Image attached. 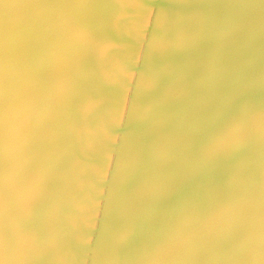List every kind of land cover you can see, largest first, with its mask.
I'll return each mask as SVG.
<instances>
[{
  "label": "rangeland",
  "instance_id": "1",
  "mask_svg": "<svg viewBox=\"0 0 264 264\" xmlns=\"http://www.w3.org/2000/svg\"><path fill=\"white\" fill-rule=\"evenodd\" d=\"M3 1L4 2L5 1L9 2V0H2V1H0V3L3 4ZM22 1L18 0L17 3L22 2L21 4H23V5H21V7L23 8V6H25L27 8V10H26V8H24L25 10H23V9L22 10L25 11V12L26 11L29 12V13H26V14H30L31 16H33L32 18L31 17L26 18V16H24L26 14H24V12H22L23 13L22 16H24V17L22 18L20 16L21 15L20 14L19 15L20 17L18 19V14H19L18 11L21 10L20 7L18 8V6H19L18 4H16V5L13 4L15 6L18 5L17 7L14 6L15 8H18V11L15 13V14H17V18H15V16H16L15 14H14V17L11 18L13 16L12 11L15 12L16 9L14 8V10H12L13 8H8V7H12V4H10V5L8 4L9 5L8 6V5H6L7 3L6 4L4 3V5H2L0 7V13L3 10L5 11V9L7 8V10L5 12L3 11L1 13L3 15V18L1 17L2 15H0V17L2 19L6 20L7 17L4 18V16H8V17L11 16L9 19L10 20L12 19V23L14 24V26L16 24L17 25L19 24V23H16L17 22L16 19H18V22H21L20 23L21 26H23V23H24L23 21H25L27 29L24 28L25 26L21 27V29L24 30V34L25 35H23V31H21L19 29V27H18L20 25H18V26L16 25V27H18V28L14 27L13 30H15L14 31L15 33H16V29H17V31L20 30L22 32V34L20 33V31L18 32L19 34H17V33L15 34L14 32H12L13 31L12 30V26L13 25L10 26L11 28H9V25L12 24V23H11L10 20H8V18H7V21H3V22H2V20H0V27H1L0 28V36H1L0 37L1 38L0 44L3 43V45H4V43H5L7 46L9 44V46H11V47L14 44V46H15L14 50H16V48L18 49L19 44L21 45L22 43H24L23 46L19 47L20 49L18 51H21V48L23 49V47H24L25 51L28 49L27 50L28 52L26 51V53L24 52V50H22V52L25 53L24 55L26 56V54H27V56H29L30 53L34 54L35 60H38V61H39V59H36L38 56L40 57L43 53H45L46 55L44 54L45 56L44 55H43V57L41 56V58H44V59L40 58L41 61L43 60L42 62L44 63L43 64L40 61V63L43 64L42 65L43 68L41 66H40V68H39V66L37 67L36 64H35L37 62L33 61L34 62V63L32 62L34 64L33 65L30 62V60H28L29 61V66L33 65V66H35L33 68H35V69L37 68L36 69L37 70L36 73H38V74H36L34 71L33 72L36 74L35 76H39V77L38 78L34 77V78L31 79V76L28 75V76H30L29 77L30 81H29L28 77L26 75V77H27L26 80L28 81L27 82L28 85L30 84L29 82H31L32 85L36 84V86H29L28 87L26 85V88L24 90V93L26 94L25 96L27 98V102H26V107L24 108V110L21 113V116L23 118H26V120H27V127L25 129L26 131H23V133H22V134H24V132H25V133H27L26 135H28L27 136L28 139L26 140L27 143L25 142V144H24V141H23V145L25 146V149L22 148L23 145L21 144V142H19L20 143L19 145H21L22 147H20L17 142H18V140L21 141V139H22L21 137H23V136L25 137L26 135H22V134L19 135L17 137V139H15L13 142H11L12 144L7 142L5 139L3 140L2 137H0V141L1 140L3 141V142L2 141L0 142V163L2 164V165L0 164V191H2V192H0V223H1L0 224V235H1L0 236V240H1L0 241V264H104V263L99 262V260H98L99 257L98 256L94 255V251H95V248H96L95 246L106 242V239H108V238H113L114 235L117 236L118 239H120L119 245H118V249H119V253L120 254L118 255V259L116 260V264H143L144 257L146 255L154 252L160 245H162L164 242H166L167 240H169L170 238L175 237V236H178L180 238V240H181L180 246L176 249L177 251H179L180 247H183V246L185 247V245H188L185 248L188 247L190 249V251L194 250V252H195V248H197L198 246L199 247L201 246L200 245L201 240L199 241V239H200L199 235H197V236L194 235L195 237H197V242H195L196 238L193 239L194 237L192 236L193 232H198V231H190L194 227H197L196 224H191L190 226L186 227L185 231H183L185 234L181 233L180 231H179V234H176V233H169L168 234V231H166L167 227L172 223L173 218H174L172 212L170 211V209L167 206L173 204L175 199L177 197H179L180 195L184 199H189V201H190V203L188 202L189 204L187 203L185 206H182V208L185 211H189V210L193 211L194 210V213L197 212V211L199 213L201 211V209H202V205L204 206V204L206 205V207H208L210 205L212 208L214 206V209H218L217 201H221L223 199L227 203V204H224L223 206L225 208L229 207L232 213H235V212L239 211L240 209L241 210L242 209L246 210V208L250 209V210H248L249 213L252 210L251 213H250V216L254 215L253 216L254 219L250 220L249 223L246 222L243 219V216L235 217V219H228L225 222V224L227 226H229V227H228L227 230L223 231L222 234L218 237V240L216 242L218 255H217V258L211 264H262V263L264 264V229H262V228H264V225H263L264 224V220H263L264 219V206H263L264 205V178H263V175L262 176L261 175H259V176L256 175L258 177L259 181H260V178H259L260 176H261V180L263 178V180L261 182H258L257 181L258 179L254 175L257 172V170H264V159H263L264 158V134H261V133H248L246 135H243L241 138L236 139L235 140L236 142L235 141L231 142L228 147L219 149V150H217V151L212 153L213 158H211L212 161L210 160V162H216L217 165H223V164H227V163H235V164L238 165V163H239L240 164V175H238L237 177L236 176H234V177L232 176L230 178L225 177L222 174V172L220 171V169L217 167V165L216 166L211 165V164L203 165V164L206 163L205 162L206 161L205 153H206L207 146L213 140V138L216 137L217 134L221 132L222 129H224L227 125H229L231 122H233V121H231V119H233L234 121H240V119L242 118V120H241V122H242V121L245 120V118L250 113L256 112V111L261 112V110L264 107V104H263L264 103L263 102L264 101V99H263L264 98V53H262L263 50H264V41H263L264 40V37H263L264 36V34H263L264 33V27L262 26V24H263L262 20H264V0H260L259 3H258L259 0L258 1L256 0L257 3H258L257 5L260 6V7H258L259 8V10H257L258 12L255 11L256 15L258 14L257 16L255 15V13L253 11V8H252V4L253 3L250 0L251 1L250 6H251V11H252V16H255V17H253L254 19L258 18L257 20H259V17H260V14H261L263 18L260 17L261 18L260 22L257 21V20L254 22L253 21L254 19L251 18V16H250V19L253 22V25L251 24L252 22L250 21V19L247 20L250 23H247V25H246V21L245 20L247 18H246V16H243V15L248 14V17H249V15L251 13L250 10H248V12L245 13V14L243 13V15L241 14V17H240V14H239L238 17H240L241 20L242 19L244 20V18H242V17L246 18L244 20V23L241 22L240 18H237L239 21L236 20V21H238L237 26L240 24L239 22H241V27L238 28L239 29L238 32L240 31V35H242V37L241 36H237V34H239V33H236L237 26L234 23V25H235L234 28L236 30L232 29V28H231V30L233 32L235 31L234 33H236V36H235L236 38H234L235 41L232 40V42L233 43L236 42V43H234L235 44L234 45L233 43H230L231 41H228L229 42L228 45H230V44L234 45V46L230 45L231 48L233 47L232 49L230 48V50H229L230 46L228 47L227 43H225L223 41V35L221 33H218L219 35L216 34L217 36L215 35L208 42L209 39L205 38L204 37L205 35H203L201 37L199 36L200 35L199 31L201 29H203V30H201V32L204 31V32H202V34L203 33L206 34L208 31L212 30L213 28L214 29L215 28H219L220 26L225 24L227 22V19L229 18V16L227 15V9H228L229 5H231V6L233 5V2H230L231 0H202V1L201 0H197V1L196 0L192 1L191 0V3H190V0H162V2H161V0H149L148 1L149 4H147V3L144 4L143 3L144 5L143 4H141V6L138 5L137 7L139 9H137L136 6H133V5H137L138 4L137 2L139 0L132 1V4L134 3L133 5L131 4L133 7L129 6L131 0H125L126 2L124 0H121V1L120 0H108V1L107 0H101V1L100 0H94V1L92 0L93 2L90 1V0H84L83 3L80 6L75 5L74 8H72V4H71L74 0H69V1L63 0V1H65V3L63 1L61 2L60 0H53V1L52 0H43V2H42V0H40V1L39 0H22ZM122 1H124V2H122ZM163 1H164L165 4H163ZM186 1H188V2L186 3ZM198 1H200V2H198ZM12 2H14V1L12 0ZM52 2H54V4ZM67 2H69V4ZM85 2H86V4H84ZM90 2L93 5L90 4ZM171 2L173 3V5H170ZM192 2H193V5H192ZM194 2L196 4V6H194ZM254 2H255V0H254ZM59 3H61V4H59ZM94 3H96V4L94 5ZM254 4L256 5V3H254ZM51 5H53L54 7L51 6ZM64 5H66V6H64ZM91 5L93 7H91ZM120 5H121V7L122 6L123 7L121 8ZM145 5H148V6H145ZM183 5H184V8L182 7ZM257 5H256V9H258ZM30 6H32V7H30ZM49 6H50L51 9L49 8ZM94 6H95V8H94ZM192 6H194V9H193ZM3 7L5 9L2 10ZM88 7H90V9ZM125 7H127V8H125ZM144 7H147V8L144 9ZM155 7H156V10H155ZM179 7H180V9H179ZM188 7H189V9L192 8L190 10H192L193 12L189 11V14H191V18H190V20L188 19L189 22L188 21L186 22L188 24L187 25V29H185L186 31L185 30H183V32H182V30H181V32L179 31L180 34H181V36H180L179 32H178V34H179L178 35L177 31H175L176 27H175V25L173 26V24H176V26H177V22L176 21L180 18V16H182L183 14L188 12L187 10L186 11L184 10L185 12L184 11L182 12L181 8L182 9H188ZM117 8H119V10H117ZM129 8L130 9L133 8V9L130 10ZM135 8L137 10H139V11H141L142 8H143V10L141 11V13H139ZM254 8H255V6H254ZM8 9H11V10L8 11ZM127 9L130 10V11H128ZM177 9H178V12H177ZM87 10H88V12H87ZM94 10H96L97 12L94 11ZM132 10H134L133 12L135 14H133ZM180 10H181V12H180ZM245 10L247 11V9H245ZM245 10H243V11H245ZM30 11H31V13H30ZM93 11H94V13H93ZM9 12H10V16L7 15ZM99 12H100V14H99ZM113 12H116V13H113ZM119 12H121V13H119ZM130 12H132V13H130ZM142 12H143V14H142ZM144 12H145V14H144ZM3 13H5L6 15L3 14ZM20 13H21V11H20ZM49 13H51L52 17H51V15ZM85 13H87V14H85ZM88 13H91V14H88ZM123 13H124V16H123ZM128 13L130 15H127ZM161 13H162V15H160ZM63 14H65V15H63ZM81 14L82 15L84 14L83 17H82ZM110 14H112L113 16H111ZM131 14H133V15H131ZM214 14L218 15V16L216 15L217 18L214 17L215 16ZM118 15H119L120 19L116 18V17H118ZM27 16H29V15H27ZM38 16H40V17H39L38 20H36V18H38ZM90 16H92V17L95 16V18L93 17L95 23H93V20L91 19L92 17L90 18ZM121 16H123V18H121ZM128 16L131 19H133V17H135L136 18V22H138V23L139 22H143V21H144L143 23H145L144 19L150 17L149 20L146 19L147 23H145L148 26L145 27L146 25L144 26V24H143L140 28H137V26H140V23H139V25H138V23L135 24L134 23L135 20H134L133 23L136 26V28H135L133 26L134 24L131 22V19L129 18L130 19V20H128L129 26L130 27L133 26L132 28L129 29L128 28L129 26L126 23L127 21H125V22L123 21L124 18L127 20L128 18H126V17H128ZM159 16H160V18H159ZM34 17H35V19H33ZM44 17L45 18L47 17L45 19L47 22H45ZM68 17H70V18L68 19ZM87 17L90 18L89 19L90 21L88 20ZM105 17L106 18L108 17L107 18L108 20L105 19ZM212 17H213V19H212ZM21 18H22V21H20ZM83 18H85V21H84ZM86 18H87L89 24L86 23ZM115 18L118 19L119 21H123L124 24L126 23L125 26H128V27H126V29H127L126 31L127 32L123 29V31H125V35H124L125 38H124V36L123 37L119 36L120 38L118 40L117 36H115V38L118 40V41L116 40V42H112V43H115V45L117 44L118 47L114 45L115 48L118 49L121 44L122 45L125 44L124 43L125 40H123V43H122V39H126V37L128 35V31H131V29H133L134 31H136V29H140L138 31H141V36H143V37L145 36L144 39H143V37L141 38V40L137 39V43H136L139 46L144 43V51H143V54L141 55V59H139V61L137 60V62H139L138 63L139 65L136 66L135 69L134 68L132 69V71L134 70V72L130 71V65L129 64H128L129 66L127 65V67H129V68H127L129 70V72L133 73L131 75V76H133L132 79H130L131 81H129V78H131V77H129L130 75L129 76L127 75V77H129L128 79H127L126 76L124 77V75H123V78H126V80L124 79L125 80L124 81V80H121V78H119L120 74L117 73L118 70H113L114 68H112V70H110L111 69L110 67H114V65L117 66V64H114L115 63L114 60H113L114 56L112 57V62H111V60H107L106 57H105V56H112L111 53L113 54V52H117V53L120 54V52H123L124 50L126 52L129 51V50L126 49V48H128V45L125 46L127 43L125 45H123V46H125V47H123L124 49L120 48V50H121V51L119 50L120 52H118L117 49H114L113 47H110L112 44L109 43V39L107 40L106 37H109V36L111 37V35L110 34L106 35L107 32L104 34V33H102V30H100V29H103L104 27H105V30H106L107 22L111 23L110 19L111 20L114 19V21H115L116 20ZM29 19L30 20L33 19L34 26L32 25L31 28H33L34 31H32V29H30V28L28 29V27H27V23L29 25V23L32 22ZM79 19L81 21H79ZM139 19H143V21H139ZM13 20H15V21L13 22ZM53 20L56 23H54ZM56 20H59L58 21L59 23ZM82 20L84 21L85 24L83 23ZM8 21L10 23H8ZM91 21H92V23H91ZM193 21H194V23H192ZM41 22L42 23L44 22V23L42 24ZM48 22H49V26L52 25V24H55V25H52V29L51 30H49L51 27L48 26V24H47ZM81 22H82V24L79 25ZM256 22L257 23L259 22V23L257 24ZM261 22H262V24H261ZM6 23H8L9 25H7ZM130 23L133 24V25H130ZM254 23H256L257 25H259V24L261 25L260 27L259 26L258 27L261 28V29L263 28L262 29V32H263L262 34L260 33V31H261L260 29H259L260 31H258V29L255 28L256 24H254ZM86 24L89 25V26H87ZM92 24H94V25H92ZM99 24H101V25H99ZM243 24L246 25V29H248V28L250 29V28H252L254 26L252 28V30L255 28L256 29V33H255V31H253L254 35L252 34V36H250V37L248 36L247 38L246 37L244 38V36H246V32L247 31H248L247 35H248L249 32L250 33H253V32H251L250 30L244 29V25ZM248 24H251V26H248ZM30 25H31V23H30ZM82 25L83 26L86 25V30L87 31L89 30L90 32L89 31L87 32L86 30H84V32H83L82 30L85 29V27L82 28L81 27ZM204 25H205V27H204ZM6 26H8L7 29H9V30L6 29ZM65 26H67V27H65ZM79 26L82 29H80ZM2 27L4 28V31H3ZM48 27H49V29H48ZM99 27H101V28H99ZM144 27H145V29L146 28L147 29L144 30ZM193 27H195L196 32H197L198 35L195 34L196 32L194 31L195 29ZM55 28L56 29L58 28L60 31L58 30L59 31L58 32ZM60 28H62V29H60ZM73 28H75L76 30L75 29L73 30ZM43 29H44V31H43ZM63 29H64L65 32H63ZM29 30L32 32V34H31V32ZM99 30L101 31L102 35H101ZM1 31H2V35H6V34L7 35L6 36H2L1 35ZM25 31H26V33H25ZM50 31H52L53 34ZM61 31L63 33H65V35H67L70 32L71 33L73 32L74 34H75V32L79 33L78 31L81 32V34L79 33L81 36L78 34L80 37H82V35H83L82 38H79L80 41L78 40V38H76L77 41L80 42L79 43L80 45L78 44V42L76 40L71 39V41L73 43H74V41H76V43H74V44L75 45L78 44L77 48L82 46L81 47L82 49H79V50H82L83 53H85L86 51L88 52V57L89 58L87 57V59H89V62H90V60H91L90 58L92 56L91 57L89 56L90 50H87V49H91L92 46L94 47L93 49H95L97 46L100 47V49H102L105 46L103 48V50H101V52L103 53V51L106 49L107 52L104 51L106 54L104 53L105 56L103 58H105L107 60V63H109L108 61H110V64L107 65L110 69L108 70L107 66H105L107 68L106 70H105V68L103 69V67L100 68L101 71H98V72L99 73L102 72V74L98 73L99 74V78L98 77L95 78V74H93L94 73L93 70H95L96 66L94 67L93 65H95V63H97L101 58L98 56L100 59L97 62L95 60L94 63H91V62L89 63L88 61H86V59L84 57H82L81 51H80V53L77 52L78 53V55H77V53H75V51H77L78 49L73 51V46L71 45L73 43H69V42H71L68 39L69 34H68V36L66 38V36H63L64 34L61 35V33H62ZM142 31L146 32L147 34L146 33H144L145 35L142 34ZM149 31H150V34L153 32L154 35L151 34V36H150ZM232 31H231L230 37L232 36L231 38L233 39L234 35L232 34L233 33ZM244 31H245V33H244ZM10 32H11V35L8 34ZM29 32H30L31 35L27 37V34H29ZM4 33H6V34H4ZM12 33H14L15 36ZM97 33H99V34H97ZM138 33H140V32H138ZM182 33L184 35H183V38H182V41H181L180 37H182ZM257 33H260V34H257ZM57 34H59V35H57ZM94 34H96V35H94ZM103 34L106 35V36H104ZM9 35H10V38L7 37ZM16 35H18V36H16ZM21 35L25 36V37L21 38L22 37ZM163 35H165V36H163ZM258 35H259V37H258ZM2 37H4V38L6 37L7 40H4V38H2ZM14 37H15V39H14ZM50 37L53 40L49 39ZM84 37H85V39H84ZM139 37H137V38H139ZM148 37L150 38V40H149ZM11 38H13V39H11ZM16 38L18 39V41H17ZM59 38H61V39H59ZM187 38H188V41L186 42ZM238 38H239V40L241 42L240 44H238L239 41L237 42V40H236ZM259 38L263 39V40L257 41V40H260ZM2 39H3L4 42H2ZM22 39H24V40H22ZM94 39H96L97 42ZM120 39H121V41H120ZM184 39H185V41L183 42ZM192 39H193V42H192ZM8 40H9V42H8ZM12 40H13V43H12ZM19 40H21V41H19ZM28 40L30 41L31 44L29 43ZM49 40H51V41H49ZM112 40H114V36L112 37ZM145 40H147V41L149 40L148 42H151V43H149L150 44L149 46H147L148 42L146 43ZM253 40H255V42ZM10 41H11V43H10ZM22 41H26V42H22ZM57 41H59V42H57ZM139 41L140 42L142 41L143 43L140 44ZM176 41L179 44H180V42H183L185 45L180 47V45L178 44V46H177L176 45ZM16 42H18V43L20 42V43L18 44ZM27 42H28V44H27ZM32 42H34L35 45L38 43L37 44L38 48L40 46V49H41L42 52H40L39 49H38L39 53H34V51L37 52V49H36L37 45L35 46V49H36L35 50L34 49V43L32 44ZM39 42H40V44H39ZM88 42H94V44L88 43ZM101 42L103 43V45L104 44L105 45L103 46L101 44ZM105 42H107V43H105ZM246 42L248 43V45L247 44L246 45L249 46V47H247V49H246V45H244ZM253 42L256 44L255 46H256L257 49L254 47V43ZM15 43H16V45H15ZM183 43H181V44L183 45ZM258 43H260V44L258 45ZM262 43H263V45H262ZM174 44L176 45V47H179L180 50H177L179 48L176 49ZM251 44H252V46L254 48H252ZM27 45H28V47H27ZM32 45H33V48L31 47ZM53 45L56 48V51H55V48L53 47ZM69 45H71V46H69ZM108 45H110V46H108ZM56 46L57 47L59 46V47L57 48ZM60 46H61V48H60ZM66 46L69 49H71V47H72V51L70 50L71 53L74 52V54H76L77 56H80V57H82V59H84V60H81L79 58V60L82 61V63L84 61H86V62L81 64V62L78 60V57H77L75 59L78 62H80V63L79 64H75V67L74 66L72 67V66L69 65L70 68L68 70H66L69 67L68 66V64H69L68 62L69 61L67 62V59H64V57L65 58L67 57V54H69V51L67 50L68 52H67V54H65L64 57L62 55V52L63 51L65 52L63 47H66ZM89 46H90V48H88ZM259 46H260V49H259ZM0 47H2L3 50L5 48V46H1V45H0ZM11 47H9V49L13 50V47H12V49H11ZM29 47H31L34 51L33 50L31 51V48L29 49ZM158 47H159V49H157ZM172 47H173V49H172ZM244 47H245V49H243ZM2 49H0V53H1ZM6 49H8V48H6ZM6 49L4 50L5 52L2 51L1 54L3 56V54L6 53V56L9 59L8 55L10 56L13 52L11 53L10 50H7L10 53L6 52ZM250 49H252L253 51L252 50L249 51ZM258 49H259V51L262 50L260 53H262L263 55L258 53L259 52V51H257ZM111 50H115V51H111ZM171 50L172 51L174 50L175 52H177V53H175L177 55L173 54L171 52ZM231 50H233V52ZM18 51H14L15 57H13L14 55H12V57L14 58L15 61H16V57H18V55H20L22 53V52H20V54L15 53V52H18ZM29 51H30V53H29ZM43 51H45V52H43ZM57 51H59V52L57 53ZM255 51H257L258 56L257 55H253ZM230 52H232V53L230 54ZM47 53H48V56H47ZM71 53L69 54V58L72 55ZM129 53H130V55H127V56H129V58L130 57H132V58L134 57L135 58V54H134V56L133 55L131 56L132 53L131 52H129ZM171 53L173 55H175L178 59L174 58V56H172ZM38 54H40V55H38ZM85 54L87 55V53H85ZM85 54H83V56H85ZM24 55H23V57H24ZM57 55H58V58H57ZM113 55H115V53ZM251 55H253V58H254L255 61L253 60V58H252L251 61H249V56H251ZM73 56H71V58ZM122 56H119V57H121V58H119V60L120 59L122 60V58L126 57V56H124V54ZM256 56H257V58H256ZM1 57H0V70H2V73L3 72L5 73V74H3L4 76L6 75L7 78H9V79H7L6 76H5L4 79H7V81H10L9 83L7 81L3 82V83H6V85H8V86H6V85L3 84L4 91L6 92L5 96H6V99L7 98L11 99L17 93V92H14V91H16L18 89V86H19V89H20L22 85H25V83H23L24 79H25V77L23 75L27 74L28 72H30V74H34V73H32L33 68H32V66H30L31 67V71H30L29 70L30 68L28 69L29 66L26 68V65H28V62L26 64L25 63L26 60H24V58L21 59V61L24 60V64L23 65L26 64L24 67L27 69L28 72L25 70V68L21 67L23 65H20V69L21 70L24 69V71L27 72V73L25 72V74L22 73L23 74L22 76L24 78L22 80V78L20 77V74H21V72H24V71L23 70L22 71L19 70V67H18L19 65L16 67V68H18V70L15 68L17 72L19 71L18 74L15 71V69L12 70V71L16 72V75L17 76L19 75V77L21 79L18 82V84L16 85V82L18 80L16 81L14 79L15 73L13 74L11 69L14 68V66H15V64H17V62L19 64V61H16V63L14 65H11V66H13V68H11V67H9L10 63H8L9 66H8L7 63H6L7 65L6 64L3 65L4 62H3V58H1ZM30 57H31V55H30ZM30 57H28V58L25 57V58L26 59H30ZM62 57H63V63L61 61ZM116 57L117 56L115 55V57H114L115 61L118 62V65H119L120 61H118ZM154 57H155V59H153ZM229 57H231V58H229ZM5 58H4V61L7 60V59L5 60ZM46 58H47V60H46V62H44ZM53 58H55V60L58 62V63L56 62L57 65L61 67V68L59 67V69H60L59 71L60 72H62V70L63 71L66 70L67 71V72L64 71V74L66 73L65 74L66 76L65 75L62 76L63 78L65 77L64 79L61 77L63 72L61 73V75H60V72H58L55 76H52L51 67H52L53 60H54ZM71 58L68 59V60H71ZM132 58H130L129 60H131ZM75 59L73 57V59L71 61L74 60L73 62H75L76 61ZM128 59H127V61H128ZM174 59H176V60H174ZM227 59H230V61L231 60L235 61L234 62L235 64H233L232 61L231 62L229 61L230 63H228V64H225V63L224 64L223 63L216 64L217 60H218V62H225L226 61V63H227ZM9 60H11V57H10ZM32 60H34V58H32L31 61ZM134 60H136V59H134ZM177 60H179V62ZM11 61L13 62V60H11ZM11 61H6V62H11ZM64 61H66L68 63L67 66L65 65L66 66L65 68H63L64 66H62V64L64 65V63H66ZM166 61H168V62H166ZM169 61L172 63V67L178 69V71H176V73H174L175 75L173 74V77H172V81H171L170 88H169L170 95L173 96V98H175V99H179L181 97V93H183L185 91V89L188 90V89H190V87H192L191 89H193V92L190 91V94L184 99V102L186 103V105H189L191 107H193V103L194 104H195V102L197 103L196 123H195L193 128H192L191 123L193 122L194 113H192V111H190V112L188 111V112L185 113L186 116H183L179 112H177V110H174L173 107L167 102V96L165 97V95H167V94L164 93L163 88H160V87H162L161 86V82L164 79L165 69H166V67L164 68L163 66L168 65ZM176 61L178 62V65L176 64L177 63ZM213 61L215 63L214 64L215 65L214 68H216L215 71H213V73L216 76L212 73L213 76H211V78H207V80L205 78V80H203L202 76L204 77L205 74H209L211 72V68H212L211 63ZM131 62H134V61H131ZM174 62H175V64L177 66L176 65L174 66ZM253 62L255 63V66H256V67H253V68H255L254 70H252L253 68L251 67V64L253 65ZM87 63L91 64L92 67H94V68H92L93 69L92 70V75H90L91 71L88 72L87 69L82 67L84 65L86 66ZM111 63H113V66H110V65H112ZM128 63H130V62H128ZM165 63H167V64H165ZM11 64H13V63H11ZM99 64L101 65V63H99ZM125 64H127L126 61H125ZM125 64H123L122 68L120 67L121 70L126 68ZM221 64H223V66ZM5 65L7 66L6 68H9L8 72H7V70L5 72V69H6ZM78 65H80V66L82 65L81 67L80 66L79 67L81 69L84 68L83 69L84 71L87 70V72L91 76L90 80L92 78H94V81L92 80L93 82H90L91 83V85H90V84H88L89 83V81H88L89 76L87 78L88 73H86L87 75H85V72L81 73V76H82V74H84L85 75L84 79H87V82H88L87 83V87L89 86L88 89L97 88V82L100 81L101 76H103L104 78L107 76V79H108L107 82L111 81L112 84L114 83L115 85H113V86L117 87V88L114 87V88H116V91H117L118 88H122L123 90L126 89V90H124L125 96H127L128 93L134 91L133 89H136V90L138 89L137 91H141L142 90V92H139V93L137 92L138 95H139L140 93H143V91H145V90H143L144 87L146 88V90L148 89L147 90L148 92L151 91L150 93H152L153 90H154L153 93L157 90L156 93L159 94L160 91H161L160 95L164 94V96L162 95L164 98H163V101H162L161 105L159 106V111H158L159 113L157 115H155L145 126H142V127L138 128L139 126L137 125V120L135 119V117L133 115L130 114L131 108H129V107H132V106L131 105L130 106L128 105L129 107L127 106L129 108V110H130V111L128 110L129 112H127V110H126L127 108L125 107V105H126L125 101L126 100L124 101L125 96H123L124 98L122 99V101H124L123 103H122V101H120L121 99L116 96L117 98H119L118 99L119 103H118V105H115V103H114V106H115L114 108L115 109L114 108L113 109H114L115 114L117 113V115H121V116L118 117V116H116L114 114V112L112 113V111H113L112 108H111V110H107L108 112L106 110H104V112L106 111L107 113H105L103 115H100V114H102L104 112L101 113L102 110L101 111L100 110L96 111L94 106H93L92 100L90 99L91 98L90 94L89 95L86 94L88 89L86 87V83H83L84 81L86 82V80H83V78L81 79V76H80V72L81 71L77 72L78 70H80ZM100 65H99V67H100ZM217 65H219V66H217ZM87 66H88V68L91 67L90 65H87ZM148 66L149 67L151 66V70H153V71H151L150 68L148 70V68H147ZM76 67H78L79 69H77V71L75 70L74 75H73L74 69H72L71 73H70V71H71L70 69L71 68H76ZM99 67H96V68L98 69ZM195 67H196V69H195ZM232 67H233V69H232ZM140 68H142L141 71H140ZM249 68H251V69L248 72ZM41 69H42V72H41ZM100 69H98V70H100ZM225 69L226 70L228 69V71L231 70L232 72L231 71L228 72ZM38 70H40V72ZM96 70H95V72H97ZM102 70H104L105 73L108 71V74L103 75L105 73ZM121 70H120V72H121ZM123 71L124 70H122V72ZM142 71L143 72L145 71V72L143 73ZM153 72H154V74H152ZM218 72H219V74H218ZM222 72H223L225 78H223L224 76L221 77L220 74H222ZM224 72L225 73L228 72L229 74L226 73V74H228V75H226ZM192 73H195V75L194 74L192 75ZM8 74H9V76H8ZM75 74H76V77H75ZM155 75L157 77L158 76L159 77L162 76V77H161V79L160 78H156ZM218 75L220 76V78H219ZM17 76H16V78L19 79ZM32 76H34V75H32ZM45 76L48 77V78L46 79ZM49 76H51V77H49ZM79 76H80V78H79ZM150 76H153V77H150ZM183 76H184V78L182 79ZM10 77H12V78H10ZM147 77L150 78V79H148ZM39 78H40V80H39ZM57 78H59V79L57 80ZM77 78H78L79 81L77 80ZM151 78H154V79L156 78L158 80H156V79L154 80V79H151ZM33 79H35V80H33ZM54 79L56 80L55 83H54ZM65 79L66 80L68 79L69 81L68 80L65 81ZM73 79L75 81H77V82H75ZM26 80H25V82H26ZM70 80H71L72 83L74 82L75 84H72L70 82ZM102 80H103V84H105L104 82H106V81H104V80H106V79L102 78ZM127 80H128V82H127ZM34 81H38V83L34 82ZM44 81H46V82L48 81V82L46 83ZM63 81H64V83L66 82V84L68 83L67 85H68L69 88L75 85L74 86V90H73V88L71 89L73 92L72 91L69 92L68 87H66L65 84H63ZM120 81H123L125 83H121V85H120L119 84ZM80 82H81V84H80ZM107 82H106V84L109 85L110 83H107ZM151 82L154 83V84H152ZM222 82H223L224 85L222 84ZM77 83L80 84V85L78 86ZM116 83H118V84H116ZM156 83H157V85H156ZM195 83H196V86H195ZM10 84H12L14 86H12ZM56 84H58V85H56ZM101 84H102V81H101ZM151 84H152V86H151ZM216 84H218V85H216ZM52 85H53V87H52ZM108 85H106V86L104 85V86L107 87ZM117 85L123 86L125 88L119 87ZM213 85H216L215 87H217V88H218V86H220L221 90L224 87L223 88L224 91L226 90V88H228L229 90L227 89L226 91H228V92H232L233 91L232 92L233 94L232 93L227 94L228 92H226V91L223 92V90L221 91L220 88H218L219 89V90L217 89L218 92L216 90H214L215 92H217V95L220 92L219 95L221 97H218L216 95V93L213 91V89H216ZM60 86H62V88ZM63 86H65L68 90L66 89L67 90L66 91ZM76 86L79 87V88L76 89L77 88ZM188 86H189V88H188ZM212 86H213V88H212ZM14 87L15 88L17 87V88L15 89ZM33 87H35V91L34 90L32 91V89H34ZM55 87H57L58 90ZM158 87L160 88L159 90L157 89ZM240 87H241V90H242V87H245V89L243 90L244 92L241 93V90H237ZM246 87H247V89H246ZM30 88H32V89L30 90ZM36 88L38 90H36ZM54 88H55V90H54ZM139 88H141V89H139ZM150 88H153V89H150ZM39 89H41V90H39ZM50 89H52V90H50ZM61 89H64V90H61ZM92 89H90V90L92 91ZM107 89H108V87H107ZM122 89H120V90L122 91V93H124ZM235 89L237 90V93L235 92ZM104 90L105 89L103 88V93L106 91V90L105 91ZM108 90L106 92H108ZM110 90H109V93H108L109 99L111 97L109 94L112 93V96H114V94H116V95L118 94L117 92H114V90H113V92H112V90L111 91ZM127 90H128V92H126ZM58 91L59 92L61 91L60 93H62V94L56 93ZM94 91L95 90H93V92ZM238 91H240V92H238ZM7 92L11 93L12 95H10L8 97L7 95H9V93H7ZM33 92H35V95H34ZM42 92H43V94H45V95L47 94L48 95V96L44 95L46 98L48 97L45 100H48L50 102L47 101V103H46L45 100L41 99V97H43V96H41L40 98H36V96L37 97L39 96L37 94L40 93V95H42ZM64 92H66V93H64ZM96 92H94V93H96ZM89 93H90V91H89ZM126 93H127V95H126ZM55 94L56 95L58 94V95L55 96ZM63 94H65L66 96L63 95ZM119 94H121V93H119ZM59 95H61V97ZM93 95L97 96V94H93ZM93 95L91 94L92 98H93ZM199 95H200V97H199ZM226 95H227V97H226ZM105 97L103 96V98L107 99L106 95H105ZM69 98H70V101H69ZM216 98H217V100L220 98L221 100L220 99L219 100L222 101V102L224 100L226 101L225 102L226 105L224 103H222V104H224L227 109H225V107H222V108H224L225 111L228 112L227 114H230V112H229L230 110H232V109L235 110V111L233 110L234 113L231 114V118L229 119L230 121L226 120L229 117L225 118L226 115H227V114L226 115L224 114V113H226L225 111H223L224 113H221V117H220V115L217 114V112L220 114V112H221L220 110H223V109H220L219 106H221V104L218 103L220 101L216 102ZM225 98H227V100ZM244 98H245V101H244ZM94 99H95V97H94ZM196 99H197V101H195ZM246 99H247V101H246ZM115 100H117V99H115ZM107 101H108V99H107ZM111 101L112 100L110 99L109 103H111ZM103 102H106V100H104ZM235 102L237 104H239L237 106H241V107L243 106L244 102H247V103L244 104V106H247L245 108L246 110L244 109V107H242V110H239L241 108L239 107V109H238ZM32 103H34V106L32 105ZM216 103H217V105L219 104L218 108L216 107L217 106ZM46 104H47V108H45L46 106H44ZM61 104H64V105H61ZM234 104H235V106H234ZM55 105H57V106H55ZM224 105H222V106H224ZM118 107L120 108V110L118 109L119 112L116 110ZM64 108H66V109H64ZM218 109H219V111H218ZM43 110H44L45 113L43 112ZM190 110H192V108H190ZM210 110H212V113H213L214 116L212 114H210V117L208 116L209 114L207 112L209 111V113H210L211 112ZM109 111H111V113H109ZM40 112H41V114L39 115ZM98 112H100V114ZM263 112H264V109H263ZM169 114H170V116H169ZM216 114H217V117L219 116L218 118H216ZM35 115H37L38 117L35 118ZM178 115H180V116H178ZM224 115H225V117H224ZM211 116H212V119H215L214 120L215 122H213V123L216 124L217 122H220V121H218L220 119H221V122L216 124V125L211 122L212 119H210V122H208L207 118H211ZM228 116H230V115H228ZM33 118H35V119H33ZM163 119H165L164 123H163ZM216 119H218L217 122H216ZM59 120H60V122H58ZM133 123H135V124H133ZM183 123H185V124H183ZM29 124H31V130H30L31 132L27 131L28 127L30 126ZM203 124H205L206 127ZM201 125H203V126H201ZM204 127H205V129H204ZM199 128H203L205 131L207 130L206 131L207 135H205V137L202 136L205 131H200ZM82 129H83V131L86 130V133L88 134L87 135L84 132L86 134L85 137L89 136L90 133H93V132L96 133L95 135L98 134V138H100L99 139L100 140L99 144H104V146H105L104 147L105 148L104 151H100V152H102L104 154L105 150H106V152L108 151L107 152V156L105 154L104 155L106 157H108L109 159H105V158L104 159L106 161L108 160V163L110 162L109 163L110 165L108 164V166L105 167V164L107 165V162L103 159V161L106 162V163L103 162L104 163L103 166L105 168H107L108 170L110 169L109 171H107L108 173L105 174V176H103L101 173H99L101 171V169H102V172H103V168L100 167L101 165L99 166V161L95 162L96 164H94V166L98 165L101 168V169H99V167L97 166L98 169H99L98 172H97V168L96 167H95L96 170H95V168H92L94 166L88 168V169H91V168L94 169L93 173H92V171H93L92 169L90 171L91 175L93 176L90 180H95V178L96 179L100 178L101 180H99V181L102 182V183H100L98 181V183L101 184V186H99L100 188L95 187L92 190L87 191V188H88L87 185H89V184L86 185L85 181L89 182L90 180L88 179V181H87V179H84L86 177H83L82 180H84V182L82 183V181L80 180L82 185L79 183L80 184V186H79L80 188L78 187V189L79 190L86 189V192L84 190H83L84 192H81V191L77 190L76 186L79 185V184H77L78 183L77 182L78 181V175L77 176L76 175L73 176L74 174L72 175L73 177H77L76 181L73 180L74 178L72 179L73 183H74V187L76 189L73 186H71V185L70 186L72 188L69 187L70 183L67 184L68 186H65V182L62 180L64 178V176H63L64 172L66 174V171L68 172V169H70V170L72 169V171L73 170L76 171V170H79V169H83L84 167L82 166L83 167L82 168L81 165L86 164V162H87V161L86 162L83 161V159L86 160L84 157H82V156L79 157L82 146L80 147V145L77 143L79 145V147H80V150L77 151L78 148H79V147H77L78 145H76V143L74 141L71 142L73 144L70 143V141L72 139H74V138H72V139L69 138V136H71V134L74 137L75 133H72V132H76L75 136H78L77 132H82ZM91 129L93 130V132H91V131H89L90 133L87 132V130H91ZM203 129H201V130H203ZM133 130H136L135 133H134V136L131 133V132H134ZM68 131H72V132H69L70 135L67 133ZM63 132H65V134H68V137H66V140L68 141L67 138H69L70 141H68L69 142L68 144H70V146L72 145L71 146L72 147V151H71L70 147H69V149H70L69 151H68V148H67V150L65 148L67 153L71 152V154H70L71 156L70 157H69V154L67 156V153L65 152V150L63 148L65 146L64 142H66V141H64V142L62 141L61 142V138H59V135H61ZM196 132L202 137L201 141L203 140V142H202L203 145L201 144V142H200V145H199V149L201 148L200 151H197L199 153H196L197 159L196 160L194 159L193 161L191 160L187 164L185 176L180 177V175H182V174H179V175H177L175 177V181L173 183L169 184L171 186L169 192L167 193V195H165L164 191L161 190L159 185H163L164 184V178L161 175L165 174L166 167L164 166L163 161L161 159L153 158L151 156L152 155L151 153H152L153 150L156 152L161 147V145L166 143L168 145L171 144L177 150H180L182 152H185V153L189 154L190 152L193 151V149H195L196 144H197V141H195L193 138H191L192 136H194V135L196 136L197 135ZM201 132H203L202 135L200 134ZM128 133H130L129 134L130 138L128 137ZM180 133H181V135H179ZM42 134H43V136H42ZM62 135H61V137H62ZM81 135H79V137ZM83 135L81 137L85 138ZM199 135H197V136H199ZM65 136H67V135H65ZM137 136H138V138L134 139ZM54 137L55 138L57 137L56 141H59V143L61 142V144H57L56 141H55V144H57V145H55L57 147V149H59L58 148L59 145H61L60 147H62V143H63V147L62 148L64 150V153L66 154V156L68 158H71V161L73 160V162L69 161L70 163H72L71 165H73L72 168H70L69 166H68L69 168L65 167L67 165H70V163L67 164L68 163L67 161L70 160V159L66 160L67 163L66 162L65 163L67 165H65V163L63 162L64 161L63 158H65L66 156H65V154L59 152L61 155L63 154V156H64V157L62 156L63 160H61L63 163H61L60 159H58L60 161V163L57 162L58 164H61V165L63 164L64 167H65L63 169L64 170L63 175L60 174L63 171L62 170V166H61V168H59L60 165L57 164L58 165L57 169L59 168L61 170L58 169L59 171L58 170L56 171L55 167L57 165L54 164L53 162H51L52 160L53 161L55 160L53 158V156H54L53 154L56 152V150H54L56 147H53V151H55V152L50 153L48 151L50 154L48 152L46 153V155H48V158L46 157L48 159V161H44V160H47V159H44V157L46 155L43 156V154L47 150H51L52 151V149H50V147H49L50 145L49 146H45V145L50 144L49 141H51V142H52V140L54 141ZM92 137L93 136L91 134V138L90 137H89L90 139L87 138L88 139L87 141L90 140L89 142H91L93 140ZM95 137H96V140H98L97 136H94V138ZM83 138H82V141L85 142L83 140ZM174 139L177 142L174 141ZM41 140H42L43 144H42ZM62 140H63V138H62ZM74 140L76 141V139H74ZM101 140H102L103 143L101 142ZM78 141H80V140H78ZM204 141L206 142L205 146H204ZM46 142H47V144H46ZM92 142L89 143V144L91 145ZM135 142L138 143L140 147L138 145H137L138 147L136 145H134ZM174 142H176L177 144L174 143ZM79 143L82 144V142H79ZM85 143L87 144V142H85ZM95 143H97V142H95ZM68 144H66V145H68ZM128 144L131 146V148L128 146ZM6 145H7V147H6ZM10 145H12V146H10ZM27 145L29 146L28 150H27V148H28ZM30 146L31 147L33 146V147L31 148ZM52 146H54V145H52ZM96 146H100V145H96L95 144L93 150L94 149H98V147L95 148ZM200 146H203V147H200ZM44 147H45L46 151L44 150ZM48 147H49V149H47ZM111 147H113V148H111ZM132 147H133V150H132ZM204 147H206V148L204 149ZM99 148H101V146ZM134 149H136V151L132 152V151H134ZM202 149H204V150L202 151ZM228 149L230 151H227ZM42 150L45 151V152L43 151V154H41ZM98 150H101V149H98ZM102 150H103V148H102ZM27 151L29 152L28 154H27ZM61 151H62V149H61ZM82 151H84V150H82ZM87 151H88V149H87ZM87 151H86V153H87ZM94 151L96 152L97 150H94ZM24 152H26V153H24ZM130 152H132V153H130ZM203 152H204V154H203ZM216 152H217V154H216ZM23 153H24V155H23ZM59 153L57 154V152H56L54 157H56V155H58L57 158H60L61 155L59 156ZM102 153H100V154H102ZM129 153H130V155H129ZM38 154H39L40 157L38 156ZM82 154H84V152H82ZM192 154H193L192 157L195 156L194 153H192ZM18 155H19V157H18ZM41 155H42L44 160H42ZM50 155L52 156L51 158H53V159L49 160V158H50L49 156ZM77 155H79V156H77ZM97 155H98V153H97ZM97 155L95 153V155H92V156L96 157ZM28 156H30V157H28ZM100 156L104 157L103 155H100ZM31 157H34V158H31ZM72 157H73V159H72ZM75 157H77V158H75ZM86 157L88 158V155H86ZM7 158H9V159L7 160ZM29 158H31V159L29 160ZM203 158L205 160H203ZM227 158H228V160L224 161ZM12 159H14L15 162ZM65 159H67V158H65ZM246 159H247V165L245 163ZM58 160L56 159L54 162H56ZM77 160H79V162ZM132 160L139 161L140 163L143 162L142 164L145 165V168L147 169V171L149 173H151L149 178H151V176L153 175V179H154V177H155L154 180L157 179L156 181H154V184H153V180L149 181V183L151 184L150 186L147 183H145L146 186H145V184H141V183L137 184L136 182L135 183L134 182L127 183V181L124 179V176L123 175L120 176L121 173H123L122 170L124 169V167L127 166L129 164V162H131ZM202 160H203V162H202ZM21 161H22V163H21ZM75 161H77V163H75ZM124 161H125V164H124ZM47 162L48 163L50 162L51 165H49ZM41 163L42 164L45 163V166L46 167L48 166V168L50 166L54 165L53 166L54 169H51V170H54V172L56 171L57 174H55L54 172H53L54 174L52 173V175H50V176H48V174H45V173H49L51 170H49V171H48V169L45 170L44 168H46V167L44 166V164H43L44 168H40L39 165L42 167ZM74 163L76 164L75 165L76 167L74 166ZM208 163H209V161H208ZM13 164H15V166H16V164H18L17 165L18 169ZM37 165H38V167H37ZM11 166L13 167V170H12ZM20 167H21V169H20ZM53 167H51V168H53ZM256 167L258 169H256ZM4 168L5 169L7 168L6 169L7 173L5 172ZM66 168H67V170H66ZM1 169H3V170H1ZM40 169H42L41 172H39ZM19 170L20 171L23 170V171L20 172ZM42 171L43 172L46 171V172L43 173ZM83 172L84 171H82L81 174H84ZM88 172H89V170H88ZM88 172L86 171V175L90 173V172L89 173ZM109 173H111V174H109ZM67 174L68 175H66V176L69 177V175L71 173L70 174L67 173ZM106 175H107V177H106ZM252 175H253V177H250ZM54 176H56V178ZM57 176H59V177H57ZM60 176H62L63 178L62 177L60 178ZM81 176H80V178H81ZM53 178L56 179V181ZM57 178H59V182L57 181L58 180ZM69 178H67L66 180L68 182H71V180H69ZM102 178H103V181H102ZM105 178H106V182H104ZM109 178H110V180H109ZM254 178L257 179V180H255ZM60 179H61V185H60ZM121 179L125 180L126 183L124 181L121 182L120 181ZM190 179H191V182H190ZM3 181H5V182H3ZM117 181H119L121 183H119ZM244 181H245V183H244ZM257 182H258V185H257ZM13 183L15 185H17V186H24V185H26L28 183H31L35 187L37 195L26 206H22V205H20V202L17 200V197L14 196L15 194H13V191H11L12 190L11 189V184H13ZM73 183H72V185H73ZM84 183H85V186L87 188L84 186V188L81 189V186H83ZM113 183L115 185H113ZM260 183H262V184L259 185ZM75 184H77V185H75ZM135 184H136V187H135ZM130 185H132V186H130ZM169 185L167 184L166 186H169ZM229 185L232 186V187L230 188ZM138 186H140V187H138ZM147 186H149V187H147ZM244 186H246V187H244ZM118 189H121V190H118ZM143 189H146V190H143ZM148 189L150 191L156 192V196L158 198L157 197L148 198L146 196V194L149 191ZM229 189H230V191H229ZM99 190H101V191H99ZM111 190H112V192H111ZM250 190L253 191V192H251ZM4 192H5V194H4ZM230 192H231V194H230ZM114 193H115V195H114ZM260 193H261V195H259ZM212 194L215 195V196H213L211 198H206L208 195H212ZM249 194L251 196H249ZM1 195H2V197H1ZM6 195H7V199H9L8 201H7V199L6 200L4 199V198H6ZM117 195H119V196H117ZM171 196H173V198H170ZM225 196H227V197H225ZM8 197H10L11 199L8 198ZM228 197L232 198V199H228ZM142 199L143 200L147 199V200L143 201ZM135 201H137V202L135 203ZM254 202L257 203V206H256V204ZM145 204L149 205L148 209L150 211L147 212V213H145L144 211H141V210L147 208V206L145 207ZM235 204H237V206ZM4 205H5V208H4ZM150 205H151L152 209L150 208ZM114 206H115V208H114ZM135 206H137L138 208L135 207ZM10 207H11V209H10ZM122 208H123V210H122ZM219 208H221V207H219ZM261 209L263 211H261ZM113 210H115V211H113ZM131 210H132V212H131ZM215 211H214V214L217 213ZM112 212L113 213L115 212V214H112V216H111ZM200 213L202 214V211ZM108 216H110V217L107 219ZM112 217L115 220L116 219L117 220L115 221ZM125 218H126V220H125ZM110 220H111V222L109 223ZM194 220H192L191 222H193ZM74 221L76 222V223H74L75 226H77L76 228H74V226H72V223ZM256 221H260V222H256ZM261 221H263V222H261ZM6 222H8V223H6ZM127 222H129V223H127ZM148 223H151L156 228L151 229V231H149L150 229H148L146 227V225H149ZM260 223H262L263 226L260 225ZM161 226H164V229H163L164 233L159 235L156 231H158V232L161 231V229H160ZM236 226L241 231L237 232V230H239V229H237ZM253 227L254 228L256 227V229L253 230ZM126 229H128V230H126ZM255 230H256L257 234L254 233ZM260 230L262 231V233L259 234ZM234 231L237 232V234ZM84 232H86L85 235H84ZM105 232H106V234H105ZM232 232H233V236L234 237H236V235L237 236L239 235V243L240 244H239V246L237 248L234 247L237 244V242H234V245L232 244L233 240H235L234 237H233V239H231L232 238V236H231ZM184 238H186V239L184 241H182V239H184ZM237 239H238V237H237ZM236 241H238V240H236ZM260 243H261V246L259 245ZM190 247L193 248V249H191ZM253 247L257 250V255L258 256L254 255L256 259H253L254 256H253V258L252 257L249 258V256L252 254L251 248H253ZM198 248L196 250H198ZM229 248H231V249H229ZM222 249L225 250V252H223ZM233 249L235 251H233ZM181 250H183V248ZM229 250H232L233 255L231 254V252ZM175 251L170 256L168 264H172V261L174 262L173 264L176 263V258L173 256V255L177 256ZM178 253L179 252H177V254ZM219 253H220V255H219ZM221 255H223V257ZM122 257L123 258L125 257V258L123 259ZM225 258H226L227 261L225 260ZM96 260H97V262H95Z\"/></svg>",
  "mask_w": 264,
  "mask_h": 264
},
{
  "label": "bare ground",
  "instance_id": "2",
  "mask_svg": "<svg viewBox=\"0 0 264 264\" xmlns=\"http://www.w3.org/2000/svg\"><path fill=\"white\" fill-rule=\"evenodd\" d=\"M0 1H2V0H0ZM10 1H11V2H10ZM13 1H14V2H12V0H9V2H7V1L4 2V1H3V4L0 3V4H1L0 7H1L2 5H4V3H5V4L7 3L6 5H8V4L10 5V4H12V7H8V8H13L12 10H14V8L17 7V6L19 5L18 8H19V7L21 8V10H20L21 13H20V11H18V8H15V9H16L15 12L12 11V13H13V16H12V17L10 16V12H9L7 15H9L11 18H13V17H14V14L18 11V12H19V14H18V19H19L20 16H21L22 18H23L24 16H26V18H28V17H31V18H32V17H33V16H31L30 14H26V13H29V12H27V11H26V12L23 11V10H25L24 8H26V7H25V6H23V8L21 7V5H23V4H21V3L23 2L22 0H21L22 2H20V3H17L18 0H17V1H16V0H13ZM39 1H40V0H39ZM52 1H53V0H52ZM60 1L62 2L63 0H60ZM65 1H66V0H65ZM65 1H63V2L65 3ZM67 1H69V0H67ZM83 1H84V0H74L73 2L71 1V2H72V3H71V4H72V8H74L75 5L80 6V5L83 3ZM90 1H92V0H90ZM93 1H94V0H93ZM93 1H92V2H93ZM100 1H101V0H100ZM107 1H108V0H107ZM120 1H121V0H120ZM124 1H125V0H124ZM124 1H122V2H124ZM132 1H136V0H131L129 6H132V5L134 4V3L132 4ZM148 1H149V0H141V1L139 0V1L137 2L138 4H137V5H133V6H136V7H137L138 5L141 6V4H143V3H144V4H145V3L149 4ZM192 1H193V0H192ZM196 1H197V0H196ZM201 1H202V0H201ZM251 1H252V3H253V4H252L253 11H254V13H255V15H256V12H258L257 10H259L258 7H260V6H258L257 4L260 2V0H259V1L257 0L258 3H257L256 0H255V2H254V0H251ZM251 1H250V0H231L230 2H233V5H232V6L229 5V7H228V9H227V15L229 16V18L227 19V22H226L225 24H223L222 26H220L219 28H215V29L213 28L212 30L208 31L206 34H205V33L202 34V32H204V31L201 32V30H203V29H201V30L199 31V32H200V35H199V36L201 37V36L205 35L204 37L207 38V39H209V40H208V42H209L210 39H212V37H214V36H215L216 34H218V33H221V34L223 35V41H224L225 43H227V45H228V43H229L228 41H231L230 43H233L232 40L235 41L234 38H236V37H235V36H236V33H239V34H237V36H241V37H242V35H240V31L238 32V30H239L238 28L241 27V22L244 23V20L247 18V19L245 20V21H246V25H247V23H250V22L247 21V20L250 19V16H251V18L255 17V16H252V11H251V6H250ZM15 2H16V3H15ZM34 2H35V1H34ZM42 2H43V0H42ZM58 2H59V1H58ZM114 2H115V1H114ZM125 2H126V1H125ZM153 2H154V1H153ZM161 2H162V0H161ZM166 2H167V1H166ZM187 2H188V1H186V3H187ZM198 2H200V1H198ZM52 3L54 4V2H52ZM56 3H57V2H56ZM64 3H63V4H64ZM67 3L69 4V2H67ZM101 3H102V2H101ZM106 3H107V2H106ZM181 3H182V2H181ZM190 3H191V0H190ZM254 3H256L258 9H256V5H255ZM13 4H15V5L18 4V5L15 6V5H13ZM24 4H25V3H24ZM28 4H29V3H28ZM44 4H45V3H44ZM50 4H51V3H50ZM59 4H61V3H59ZM84 4H86V2H85ZM90 4H92V3L90 2ZM95 4H96V3H94V5H95ZM114 4H115V3H114ZM117 4H118V3H117ZM131 4H132V5H131ZM144 4H143V5H144ZM163 4H165L164 1H163ZM169 4H170V3H169ZM199 4H200V3H199ZM9 5H8V6H9ZM29 5H30V4H29ZM56 5H57V4H56ZM92 5H93V4H92ZM92 5H91V7H93ZM98 5H99V4H98ZM143 5H142V6H143ZM159 5H160V4H159ZM170 5H173V3L171 2ZM189 5H190V4H189ZM192 5H193V2H192ZM197 5H198V4H197ZM14 6H15V7H14ZM51 6H53V5H51ZM57 6H58V5H57ZM64 6H66V5H64ZM67 6H68V5H67ZM99 6H100V5H99ZM104 6H105V5H104ZM116 6H117V5H116ZM133 6H132V7H133ZM145 6H148V5H145ZM194 6H196L195 2H194ZM194 6H192L193 9H194ZM254 6H255V8H254ZM4 7H5V6H4ZM4 7L2 8V10L5 9ZM30 7H32V6H30ZM34 7H35V6H34ZM46 7H47V6H46ZM46 7H45V8H46ZM53 7H54V6H53ZM61 7H62V6H61ZM61 7H60V8H61ZM86 7H87V6H86ZM109 7H110V6H109ZM114 7H115V6H114ZM120 7H121V5H120ZM122 7H123V6H122ZM122 7H121V8H122ZM127 7H128V6H127ZM127 7H125V8H127ZM164 7H165V6H164ZM166 7H167V6H166ZM182 7L184 8V5H183ZM49 8H50V6H49ZM55 8H56V7H55ZM58 8H59V7H58ZM58 8H57V9H58ZM88 8L90 9V7H88ZM94 8H95V6H94ZM94 8H93V9H94ZM140 8H141V7H140ZM145 8H147V7H144V9H145ZM157 8H158V7H157ZM159 8H160V7H159ZM162 8H163V7H162ZM168 8H169V7H168ZM176 8H177V7H176ZM249 8H250V9H249ZM22 9H23V10H22ZM33 9H34V8H33ZM33 9H32V10H33ZM37 9H38V8H37ZM50 9H51V8H50ZM50 9H49V10H50ZM64 9H65V8H64ZM100 9H101V8H100ZM103 9H104V8H103ZM129 9H130V8H129ZM131 9H133V8H131ZM131 9H130V10H131ZM135 9H136V8H135ZM137 9H139V8L137 7ZM137 9H136V10H137ZM163 9H164V8H163ZM163 9H162V10H163ZM169 9H170V8H169ZM179 9H180V7H179ZM190 9H192V8H190ZM190 9H189V7H188V9H182V8H181L182 12H183L184 10H185V11L187 10L188 12L185 13V14H183L182 16H180V18L176 21V22H177V26H176V24H173V26L175 25V27H176V28H175V27H174V28H175V31H177V34H178L179 31L181 32V30H182V32H183V30L187 29V25H188V24H187L186 22H187V21L189 22V20H190V18H191V14H189V11L193 12V11L190 10ZM245 9H247V11H246ZM255 9H256V10H255ZM6 10H7V8L5 9V11H6ZM9 10H11V9H8V11H9ZM26 10H27V8H26ZM28 10H29V9H28ZM43 10H44V9H43ZM53 10H54V9H53ZM62 10H63V9H62ZM75 10H76V9H75ZM82 10H83V9H82ZM91 10H92V9H91ZM97 10H98V9H97ZM115 10H116V9H115ZM117 10H119V8H117ZM124 10H125V9H124ZM127 10H128V9H127ZM130 10H128V11H130ZM140 10H141V9H140ZM142 10H143V8H142ZM142 10H141V11H142ZM155 10H156V7H155ZM162 10H161V11H162ZM181 10H180V12H181ZM209 10H210V9H209ZM209 10H208V11H209ZM243 10H245L246 12L243 11ZM248 10H250V12H251V13L249 12V13H250L249 17H248V14L243 15V13H244V14L247 13ZM3 11H4V10H3ZM3 11H2V12H3ZM5 11H4V12H5ZM58 11H59V10H58ZM64 11H65V10H64ZM68 11H69V10H68ZM94 11H96V10H94ZM94 11H93V13H94ZM110 11H111V10H110ZM133 11H134V10H132V12H133ZM137 11H138L139 13H141V11H139V10H137ZM144 11H145V10H144ZM173 11H174V10H173ZM185 11H184V12H185ZM195 11H196V10H195ZM242 11H243V12H242ZM255 11H256V12H255ZM2 12H1V13H2ZM22 12H24V14H26V15L22 16V14H23ZM81 12H82V11H81ZM87 12H88V10H87ZM96 12H97V11H96ZM101 12H102V11H101ZM103 12H104V11H103ZM107 12H108V11H107ZM116 12H117V11H116ZM116 12H113V13H116ZM123 12H124V11H123ZM125 12H126V11H125ZM132 12H130V13H132ZM145 12H146V11H145ZM145 12H144V14H145ZM156 12H157V11H156ZM163 12H164V11H163ZM177 12H178V9H177ZM191 12H190V13H191ZM202 12H203V11H202ZM1 13H0V15H2ZM6 13H7V12H6ZM12 13H11V14H12ZM30 13H31V11H30ZM45 13H46V12H45ZM119 13H121V12H119ZM126 13H127V12H126ZM126 13H125V14H126ZM136 13H137V12H136ZM3 14H5V13H3ZM20 14H21V15H20ZM38 14H39V13H38ZM49 14L51 15V13H49ZM52 14H53V13H52ZM77 14H78V13H77ZM85 14H87V13H85ZM88 14H91V13H88ZM99 14H100V12H99ZM105 14H106V13H105ZM108 14H109V13H108ZM117 14H118V13H117ZM133 14H135V13L133 12ZM133 14H131V15H133ZM142 14H143V12H142ZM194 14H195V13H194ZM239 14H240V17H241V14H242L243 16H246V18H245V17H242V18H244V20H243V19L241 20V18L238 17ZM5 15H6V14H5ZM15 15H16L15 18H17V14H15ZM19 15H20V16H19ZM27 15H29V16H27ZM32 15H33V14H32ZM59 15H60V14H59ZM63 15H65V14H63ZM81 15H82V14H81ZM83 15H84V14H83ZM83 15H82V17H83ZM101 15H102V14H101ZM110 15L113 16L112 14H110ZM114 15H115V14H114ZM121 15H122V14H121ZM127 15H130V14L128 13ZM160 15H162V13H161ZM177 15H178V14H177ZM214 15H215L214 17H216L217 14H214ZM253 15H254V14H253ZM257 15H258V14H257ZM257 15H256V16H257ZM34 16H35V15H34ZM102 16H103V15H102ZM116 16H117V15H116ZM123 16H124V13H123ZM123 16H121V18H123ZM138 16H139V15H138ZM140 16H141V15H140ZM155 16H156V15H155ZM200 16H201V15H200ZM210 16H211V15H210ZM210 16H209V17H210ZM217 16H218V15H217ZM220 16H221V15H220ZM220 16H219V17H220ZM1 17L3 18V15H2ZM1 17H0V18H1ZM5 17H7L8 20H10V19H9L10 17H8V16H4V18H5ZM36 17H37V16H36ZM39 17H40V16H38V18H36V20H38ZM47 17H48V16H47ZM47 17H46V18H47ZM51 17H52V15H51ZM54 17H55V16H54ZM62 17H63V16H62ZM88 17H89V16H88ZM88 17H87V18H88ZM91 17H92V16H90V18H91ZM93 17L95 18V16H93ZM93 17H92L91 19L93 20V23H95ZM109 17H110V16H109ZM132 17H133V16H132ZM260 17L263 18L261 14H260ZM260 17H259V20H257L258 18H257V19H254V18H253L254 20H253V19H252V20H253L254 22H255L256 20L260 22V21H261V20H260V19H261ZM2 18L0 19V20H2V22H3V21H7V18H6V20H5V19H2ZM22 18H21L20 21H22ZM42 18H43V17H42ZM46 18L44 17V20H45ZM55 18H56V17H55ZM57 18H58V17H57ZM69 18H70V17H68V19H69ZM87 18H86V23L89 24L88 20H89L90 18H88V20H87ZM97 18H98V17H97ZM107 18H108V17H107ZM107 18L105 17V19H107ZM111 18H112V17H111ZM116 18H119V15H118V17H116ZM116 18H115V19H116ZM126 18H128V19L126 20V19L124 18L123 21H124V22L127 21L126 23H127L128 26H129L128 20H130L131 18H130L129 16L126 17ZM129 18H130V19H129ZM134 18H135V17H133V19H131V22L133 23V21L135 20L134 23L137 24L138 22H136V18H135V19H134ZM149 18H150V17H149ZM149 18H146V19L149 20ZM159 18H160V16H159ZM210 18H211V17H210ZM216 18H217V17H216ZM220 18H221V17H220ZM237 18H240V20H241V22H239L240 24H239L238 26H237V23H238L239 20H238ZM18 19H16V20H17L16 23H19L18 25H20L21 22H18ZM33 19H35V17H34ZM33 19H32V20L29 19V20L32 21V22H30V21L28 20V21L31 23V25H30V23H29V25H28V23H27L28 21L26 22V23H27V27H28V29L30 28V29H32V31H34L33 28H31L32 25L34 26ZM48 19H49V18H48ZM48 19H47V20H48ZM72 19H73V18H72ZM77 19H78V18H77ZM83 19H84V21H85V18H83ZM101 19H102V18H101ZM119 19H120V18H119ZM143 19H144V18H143ZM143 19H139V21H143ZM146 19H144V20H145V23H147V22H146V21H147ZM188 19H189V20H188ZM212 19H213V17H212ZM23 20H24V19H23ZM25 20H26V19H25ZM36 20H35V21H36ZM60 20H61V19H60ZM95 20H96V19H95ZM103 20H104V19H103ZM107 20H108V19H107ZM112 20H113V21H112ZM112 20L110 19L111 23H110V22H109V23L107 22V26L105 25V26H106V30H105V27L103 28L105 31H104L103 29H100V30H102V33H104V34L107 32L106 35H108V34L111 35V37L109 36V37H106V38H107V40L109 39V43H111L113 46H112V45H111V46L108 45V46L113 47L114 49H117V48L114 47L115 43H112V42H116L117 39L115 38V36H117L118 40H119V38H120L121 36L123 37V36L125 35V31L127 30L126 27H128V26H125L126 23L124 24L123 21H119L118 19H116L115 21H114V19H112ZM121 20H122V19H121ZM137 20H138V19H137ZM202 20H203V19H202ZM208 20H209V19H208ZM236 20H238V21H236ZM10 21H11V23H12V19H11ZM14 21H15V20H13V22H14ZM40 21H41V20H40ZM56 21L58 22L59 20H56ZM79 21H81V20L79 19ZM82 21H83V20H82ZM84 21H83V23H84ZM89 21H90V20H89ZM99 21H100V20H99ZM203 21H204V20H203ZM250 21H251V19H250ZM23 22H24V23H23ZM23 22H22V23H23V26H21V25L18 26L17 24H16V25L19 27V29H20L21 31H23V35H25V34H24V30L21 29V27H24V26H25L24 28L27 29V28H26L25 21H23ZM45 22H47V21L45 20ZM53 22H54V20H53ZM61 22H62V21H61ZM64 22H65V21H64ZM64 22H63V23H64ZM66 22H67V21H66ZM76 22H77V21H76ZM96 22H97V21H96ZM129 22H130V21H129ZM143 22H144V21H143ZM143 22H139V23H140V26H137V28H140L143 24H144V26L146 25L145 27L148 26L147 24H145V23H143ZM251 22H252V21H251ZM259 22H258V23H259ZM262 22H263V24H264V20H262ZM262 22H261V24H262ZM8 23H10V22L8 21ZM8 23H6V24L9 25ZM32 23H33V24H32ZM41 23H42V22H41ZM43 23H44V22H43ZM43 23H42V24H43ZM50 23H51V22H50ZM54 23H56V22H54ZM58 23H59V22H58ZM69 23H70V22H69ZM74 23H75V22H74ZM91 23H92V21H91ZM91 23H90V24H91ZM134 23H133V24H134ZM139 23H138V25H139ZM192 23H194V21H193ZM234 23H235V25L237 26V30L234 28V26H235ZM256 23H257V22H256ZM256 23H254V24H256ZM258 23H257V24H258ZM1 24H2V23H1ZM3 24H4V23H3ZM24 24H25V25H24ZM47 24H48V26H49V22H48ZM71 24H72V23H71ZM81 24H82V22H81L79 25H81ZM84 24H85V23H84ZM133 24L130 23V25H133ZM135 24H134L133 26L136 28ZM251 24L253 25V22H252ZM251 24H248V26H251ZM257 24H256L257 27H258V26H259V27L261 26L260 24H259V25H257ZM263 24H262V26L264 27ZM12 25H13V26H12ZM16 25L14 26V24L12 23V24L9 25V28H11L10 26H12V30H13V28L16 27ZM52 25H55V24H52ZM52 25L49 26V27H51L50 29H49V27H48L49 30L52 29ZM86 25H87V24H86ZM86 25H84V26L82 25V26H81L82 28L85 27V29L82 30L83 32H84V30H86ZM92 25H94V24H92ZM99 25H101V24H99ZM243 25H244V24H243ZM246 25H244V29H246ZM1 26H2V25H1ZM4 26H5V25H4ZM4 26H3V27H4ZM29 26H30V27H29ZM40 26H41V25H40ZM57 26H58V25H57ZM62 26H63V25H62ZM75 26H76V25H75ZM87 26H89V25H87ZM90 26H91V25H90ZM102 26H103V25H102ZM133 26H131V27L129 26L128 28L130 29V28H132ZM192 26H193V25H192ZM256 26H255V28L258 29V31L261 30L260 33L262 34V33H263V32H262V29H263V28H262V29L259 28V27L257 28ZM3 27H2V29H3V31H4V28H5V27H4V28H3ZM7 27H8V26H6V29H7ZM18 27H16V28H18ZM46 27H47V26H46ZM53 27H54V26H53ZM59 27H60V26H59ZM59 27H58V28H59ZM65 27H67V26H65ZM72 27H73V26H72ZM96 27H97V26H96ZM124 27H125V28H124ZM145 27H144V30L147 29V28L145 29ZM204 27H205V25H204ZM253 27H254V26H253ZM253 27H252V28H253ZM0 28H1V27H0ZM16 28H15V29H16ZM38 28H39V27H38ZM58 28H57V29L55 28V29L58 31V30H59ZM79 28H80V26H79ZM79 28H78V29H79ZM82 28H80V29H82ZM99 28H101V27H99ZM135 28H134V29H135ZM152 28H153V27H152ZM193 28L195 29V27H193ZM196 28H197V27H196ZM208 28H209V27H208ZM208 28H207V29H208ZM231 28H232V29H235V30H236V33H234L235 31L233 32V31L231 30ZM247 28H248V27H247ZM252 28H250V29L248 28V29H246V30H250L251 32L255 31V33H256V29L254 28V29L252 30ZM2 29H1V30H2ZM60 29H62V28H60ZM64 29H65V28H64ZM64 29H63V32H65ZM74 29H75V28H73V30H74ZM123 29H124L125 31H123ZM197 29H198V28H197ZM204 29H205V28H204ZM244 29H243V30H244ZM259 29H260V30H259ZM7 30H9V29H7ZM7 30H6V31H7ZM12 30H11V31H12ZM20 30L17 31V29H16V33L19 34L18 32H19ZM38 30H39V29H38ZM41 30H42V29H41ZM73 30H72V31H73ZM75 30H76V29H75ZM100 30H99V31H100ZM138 30H140V29H136V31H134L133 29H131V31H128V35H127L126 39H122V43H123V40H125V41H124L125 44L127 43L126 45H125V44H123V45H125V46L128 45V48H126V49L129 50V51H127V52H128V53L131 52V53H132L131 56H132V55L134 56V54H135V58H134V57H133V58L130 57V58H132V59L129 60L130 58H129V56H127V55H130V53L128 54L125 50H124V51L122 50L124 53H123V52H120V51H121L120 48L124 49L123 47H125V46H123V45L120 43L122 46L120 45L121 47L119 46V48L117 49V51L120 52V54L117 53V52H113V54L115 53V55L117 56V57H116L117 60L120 61V64L118 65V62H116V61H115V58H114L115 55H113V54L111 53L112 56H105L106 53H105L104 51H106V49L103 51V53L101 52V50H103V48L105 47V46H104L105 44L103 45V43L101 42V44L104 46V47L102 46V47H103L102 49H100V47H98V46H97V47H98L99 49H98L97 47H96L97 49H96V48L93 49V48H94L93 46H92L91 49H87V50H90V52H89V56H90V57L92 56V57L90 58L92 61L90 60V62H91V63H94L95 60H96V62H97V61L101 58L102 60L100 59V60L97 62L98 64L95 63V65H93V66H94V67H95V66H96V67H99V65H100L99 63H101V65H100V67H99L98 69H100V68L103 67V69L105 68V70H106L107 68H106L105 66H107V65L110 64V61H108L109 63H107V60H111V62H112V57L114 56V57H113V60H114L115 63H114V62H113V63H114V64H117V66L114 65V67H110L111 69L107 66V67H108V70H109V69L112 70V68H114L113 70H118L117 73L120 74L121 77L119 76V78H121V80H124V79L126 80V78H123V75H124V77H125V76L127 77V75H128V76L130 75L129 77H131V78L127 77V79L129 78V81H131L130 79H132L133 76H131V75H132L133 73L129 72V70L127 69V68H129V67H127V65H128V64L130 65V71H132L133 68L135 69L136 66L139 65V64H138L139 62H137V60L139 61V59H141V55L143 54V51H144V43L142 42L143 40H142L141 42L139 41L140 44L143 43L142 45L139 46L138 44H136V43H137V39H138V40H141V38L143 37V36H141V31H138ZM149 30H150V29H149ZM169 30H170V29H169ZM243 30H242V31H243ZM14 31H15V30H13L12 32H14ZM21 31H20V33L22 34ZM29 31H30V30H29ZM43 31H44V29H43ZM59 31H60V30H59ZM59 31H58V32H59ZM80 31H81V30H80ZM80 31H78V32L81 34L82 31H81V32H80ZM86 31H87V30H86ZM86 31H85V32H86ZM88 31H89V30H88ZM88 31H87V32H88ZM103 31H104V32H103ZM173 31H174V30H173ZM185 31H186V30H185ZM194 31L196 32V29H195ZM231 31L233 32L232 34L234 35V36H233V39L231 38L232 36L230 37ZM242 31H241V32H242ZM30 32H31V31H30ZM30 32H29V34H27V37L30 36V35L32 34V32H31V34H30ZM40 32H41V31H40ZM50 32L52 33V31H50ZM61 32H62V31H61ZM61 32H60V33H61ZM63 32L61 33V35L64 34L63 36H66V38H67V36H68L69 33L66 31L68 34L66 33L67 35H65V33H63ZM73 32H74V31H73ZM73 32H72V33H73ZM83 32H82V33H83ZM89 32H90V31H89ZM126 32H127V31H126ZM138 32H140V33H138ZM155 32H156V31H155ZM180 32H179V34H180ZM247 32H248V31H247ZM247 32H246V36H244V38H245V37L247 38L248 36L250 37V36H252V34L254 35V32H253V33H250V32H249L248 35H247ZM14 33H15V32H14ZM14 33H12V34L14 35ZM16 33H15V34H16ZM25 33H26V31H25ZM37 33H38V32H37ZM46 33H47V32H46ZM54 33H55V32H54ZM70 33H71V32H70ZM79 33L75 32V34H77V35H78ZM91 33H92V32H91ZM94 33H95V32H94ZM100 33H101V31H100ZM102 33H101V35H102ZM144 33H146V32H143V31H142V34H144ZM166 33H167V32H166ZM172 33H173V32H172ZM244 33H245V31H244ZM260 33H257V34H260ZM4 34H6V33H4ZM8 34L11 35V32L8 33ZM52 34H53V33H52ZM80 34H79V35H80ZM83 34H84V33H83ZM97 34H99V33H97ZM104 34H103V35H104ZM126 34H127V33H126ZM139 34H140V35H139ZM146 34H147V33H146ZM149 34H150V31H149ZM151 34L154 35L153 32H152ZM151 34H150V36H151ZM170 34H171V33H170ZM179 34H178V35H179ZM195 34L198 35L197 32H196ZM263 34H264V33H263ZM1 35H2V31H1ZM6 35H7V34H6ZM6 35H2V36H6ZM10 35L7 36V37L10 38ZM45 35H46V34H45ZM57 35H59V34H57ZM79 35H78V36H79ZM94 35H96V34H94ZM101 35H100V36H101ZM106 35H104V36H106ZM138 35H139L140 37H139ZM144 35H145V34H144ZM173 35H174V34H173ZM183 35H184V34L182 33V37H180L181 41H182ZM193 35H194V34H193ZM218 35H219V34H218ZM244 35H245V34H244ZM14 36H15V35H14ZM16 36H18V35H16ZM19 36H20V35H19ZM21 36H22V35H21ZM42 36H43V35H42ZM52 36H53V35H52ZM80 36H81V35H80ZM113 36H114V40H115V41L112 40V37H113ZM119 36H120V37H119ZM157 36H158V35H157ZM163 36H165V35H163ZM180 36H181V34H180ZM199 36H198V37H199ZM216 36H217V35H216ZM255 36H256V35H255ZM0 37H1V36H0ZM23 37H25V36H22L21 38H23ZM59 37H60V36H59ZM82 37H83V35H82ZM92 37H93V36H92ZM137 37H139V38H137ZM144 37H145V36H144ZM144 37H143V39H144ZM185 37H186V36H185ZM258 37H259V35H258ZM263 37H264V36H263ZM2 38H4V37H2ZM9 38H8V39H9ZM124 38H125V36H124ZM148 38H149V37H148ZM11 39H13V38H11ZM14 39H15V37H14ZM16 39H17V38H16ZM24 39H25V38H24ZM24 39H22V40H24ZM26 39H27V38H26ZM49 39H51V37H50ZM59 39H61V38H59ZM84 39H85V37H84ZM91 39H92V38H91ZM101 39H102V38H101ZM101 39H100V40H101ZM145 39H146V38H145ZM207 39H206V40H207ZM257 39H258V38H257ZM259 39H260V38H259ZM0 40H1V38H0ZM4 40H7L6 37L4 38ZM51 40H53V39H51ZM51 40H49V41H51ZM69 40H70V39H69ZM73 40H76V41H77L76 38H74ZM78 40L80 41L79 38H78ZM94 40H96V39H94ZM102 40H103V39H102ZM110 40H111V41H110ZM118 40H117V41H118ZM149 40H150V38H149ZM149 40H148V41H149ZM158 40H159V39H158ZM160 40H161V39H160ZM172 40H173V39H172ZM195 40H196V39H195ZM236 40H237V42L239 41L238 44L241 43L240 40H239V38L236 39ZM255 40H256V39H255ZM255 40H253V41L255 42ZM261 40H263V39H260V40H257V41H261ZM17 41H18V39H17ZM19 41H21V40H19ZM28 41H29V40H28ZM35 41H36V40H35ZM35 41H34V42H35ZM70 41H71V40H70ZM76 41H74V43H76ZM81 41H82V40H81ZM91 41H92V40H91ZM104 41H105V40H104ZM104 41H103V42H104ZM120 41H121V39H120ZM145 41H146V43L148 42L147 40H145ZM145 41H144V42H145ZM155 41H156V40H155ZM179 41H180V40H179ZM184 41H185V39L183 40V42H184ZM187 41H188V38H187L186 42H187ZM241 41H242V40H241ZM243 41H244V40H243ZM263 41H264V40H263ZM2 42H4L3 39H2ZM8 42H9V40H8ZM22 42H26V41H22ZM34 42H32V44H33ZM53 42H54V41H53ZM57 42H59V41H57ZM77 42H78V41H77ZM85 42H86V41H85ZM96 42H97V40H96ZM139 42H138V43H139ZM183 42H180V44H179V43H177V41H176V45L178 46V44H179L180 47H181V46H184L185 44H184ZM192 42H193V39H192ZM247 42H248V41H247ZM247 42H246L244 45H246V44L248 45ZM254 42H253V43H254ZM6 43H7V42H6ZM10 43H11V41H10ZM12 43H13V40H12ZM16 43H18V42H16ZM16 43H15V45H16ZM19 43H20V42H19ZM19 43H18V44H19ZM29 43H30V41H29ZM54 43H55V42H54ZM69 43H73V42L71 41V42H69ZM74 43H73V44H74ZM79 43H80V42H78V44H79ZM83 43H84V42H83ZM83 43H82V44H83ZM88 43H92V44H94V42H88ZM88 43H87V44H88ZM105 43H107V42H105ZM149 43H151V42H148L147 46L150 45ZM174 43H175V42H174ZM181 43H183V45H182ZM234 43H236V42H234ZM234 43H233V44H234ZM260 43H261V42H260ZM260 43H258V45H259ZM23 44H24V43H22L21 45L19 44V47H20V46H23ZM27 44H28V42H27ZM30 44H31V43H30ZM37 44H38V43H37ZM37 44H36V45H37ZM39 44H40V42H39ZM41 44H42V43H41ZM50 44H51V43H50ZM73 44H71V45L73 46V51H75V50H77V49H78V50L75 51V53H77V52L80 53V51H81L82 57H84V58L86 59V61L89 62V59H87V57H88V52H87V51H86V52L84 51L85 53H87V55H86L85 53L82 52V50H79V49H82V48H81L82 46H80L79 48H77L78 44H76V45H75V44L73 45ZM118 44H119V43H118ZM249 44H250V43H249ZM0 45H1V46H5L4 50H5L6 48H8V49H6V52H9V51H7V50H10L9 47H11V46H9V44H8V46H7L5 43H4V45H3V43L0 44ZM25 45H26V44H25ZM25 45H24V46H25ZM36 45H35V43H34V49H35V46H36ZM44 45H45V44H44ZM56 45H57V44H56ZM71 45H69V46H71ZM79 45H80V44H79ZM90 45H91V44H90ZM99 45H100V44H99ZM145 45H146V44H145ZM167 45H168V44H167ZM176 45L174 44L175 47H176ZM230 45H231V46H234L235 44H234V45L230 44ZM230 45H228V47H229ZM241 45H242V44H241ZM247 45H246V49H247V47H249V46H247ZM255 45H256V44L254 43V47L256 48ZM258 45H257V46H258ZM262 45H263V43H262ZM51 46H52V45H51ZM75 46H76V47H75ZM84 46H85V45H84ZM100 46H101V45H100ZM115 46H117V44H116ZM147 46H146V47H147ZM155 46H156V45H155ZM155 46H154V47H155ZM174 46H173V47H174ZM231 46L229 47V50H230ZM238 46H239V45H238ZM251 46H252V44H251ZM251 46H250V47H251ZM12 47H13V50H10V51H11V53H12V52H13V53H12L10 56L8 55V57H9V59H10V57H11V60H13V62L7 58L6 53L3 54L4 57L2 56V54H1L2 51H3V52H5V51L2 49V47H0V49H2V50H1V53H0V57L2 56L1 58H3V62H4L3 65L6 64V63H7V64L10 63V66H9V64H8V66L11 67V68H13V66H11V65H14V64L16 63V61H19V64H18V62H17V64H15V66H14L13 69L10 68L11 71L14 70L18 65H19V66H18V67H19V70H20V71H22V70L24 71V69H22V70L20 69V65H23V64H24V60H26V62H25L26 64H27V62H28V65L25 64V65H26V68L29 66V61H28V60H30L31 63H32L33 61H34V62H37L38 64L35 63L36 66H37V67L39 66V68H40V66H41V67L43 68L42 65H43L44 63L42 62L43 60L41 61V59H44V58H41V56L43 57V55H44L45 53H43V54L41 53L42 55H41L40 57H39V56H38V57L36 56V57H37L36 59H39V61H38V60H35L34 54H31L30 51H29V53H30L31 57H30L29 54H28L29 56H27V54H26V56L24 55L28 49L25 51V50H24V47H23V49L21 48V51H18L20 48L17 46L18 49L16 48V50H14V48H15L14 44H13ZM12 47H11V49H12ZM27 47H28V45H27ZM27 47H26V48H27ZM31 47L33 48V45H32ZM31 47H29V49H30ZM43 47H44V46H43ZM43 47H42V48H43ZM53 47H54V45H53ZM56 47H57V46H56ZM58 47H59V46H58ZM58 47H57V48H58ZM117 47H118V46H117ZM146 47H145V48H146ZM170 47H171V46H170ZM173 47H172V49H173ZM175 47H174V48H175ZM186 47H187V46H186ZM254 47L252 46V48H254ZM32 48H31V51L33 50ZM54 48H55V47H54ZM60 48H61V46H60ZM63 48H64V50H65V52H66V53H65L64 51H63V52L61 51L63 57L65 56V54H67L68 51H69V54H70L71 51H72V47H71V49H69L67 46H66V47H63ZM67 48H68V49H67ZM85 48H86V47H85ZM88 48H90V46H89ZM113 48H112V49H113ZM167 48H168V47H167ZM177 48H179V47H176V49H177ZM197 48H198V47H197ZM232 48H233V47H232ZM232 48H231V49H232ZM235 48H236V47H235ZM238 48H239V47H238ZM261 48H262V47H261ZM36 49H37V52L33 50L34 53H39V51L42 52L41 49H40V46H39V48H38V45H37ZM36 49H35V50H36ZM38 49H39V51H38ZM92 49H93V50H92ZM107 49H108V48H107ZM110 49H111V48H110ZM110 49H109V50H110ZM150 49H151V48H150ZM157 49H159V47H158ZM162 49H163V48H162ZM169 49H170V48H169ZM176 49H175V50H176ZM181 49H182V48H181ZM194 49H195V48H194ZM241 49H242V48H241ZM243 49H245V47H244ZM256 49H257V48H256ZM256 49H255V50H256ZM259 49H260V46H259ZM259 49H258L257 51H259ZM262 49H263V48H262ZM22 50H24L25 53L22 52ZM44 50H45V49H44ZM67 50H68V51H67ZM70 50H71V51H70ZM119 50H120V51H119ZM177 50H180V48L177 49ZM216 50H217V49H216ZM234 50H235V49H234ZM251 50H252V49H250L249 51H251ZM14 51H18L19 53H18V52H15V53H17V54H20V52H22V53H21L22 55L20 54L22 57H21L20 55H18V57L20 56L21 58H20V57H19V58L16 57V61H15L14 58H13V57H15V55H14ZM55 51H56V48H55ZM111 51H115V50H111ZM150 51H151V50H150ZM173 51H174V50H173ZM173 51L171 50V52H172L173 54L177 53V52H175V51L173 52ZM181 51H182V50H181ZM231 51L233 52V50H231ZM235 51H236V50H235ZM252 51H253V50H252ZM257 51H255L253 55H257V56H258ZM261 51H262V50H261ZM261 51H259L258 53H259V54L264 53V50H263L262 53H260ZM27 52H28V51H27ZM43 52H45V51H43ZM53 52H54V51H53ZM58 52H59V51H57V53H58ZM61 52H60V53H61ZM106 52H107V51H106ZM135 52H136V53H135ZM145 52H146V51H145ZM156 52H157V51H156ZM163 52H164V51H163ZM167 52H168V51H167ZM194 52H195V51H194ZM211 52H212V51H211ZM232 52H230V54H231ZM9 53H10V52H9ZM9 53H8V54H9ZM63 53H64V54H63ZM78 53H77V55H78ZM104 53H105V54H104ZM121 53H122V54H121ZM126 53H127V54H126ZM172 53H171V55L174 56V58H177V57L175 56V55H177V54L173 55ZM55 54H56V53H55ZM69 54H67V57H66V58L64 57V59H67V62L69 61V62H68L69 64H68L66 61H64V62H66V63H64V65L62 64V66H64L63 68H65V67L67 66V64H68V66L70 65V66H72V67H73V66L75 67V64H79L80 62H81V64H83L84 62H86V61H84V62L82 63V61H80L79 58H80L81 60H84V59H82V57L77 56L76 54H74V52L71 53V54H72L71 56L74 55V56H73L74 59L78 57V60H79L80 62H78L76 59H75V60H76L78 63H77L76 61L73 62L74 60L71 61V60L73 59V57L71 58V56H70L71 60H68V59H70V58H69ZM81 54H80V55H81ZM83 54H85V56H83ZM123 54H124V56H126V57L122 58V60H121V59L119 60V58H121V57H119V56H122ZM148 54H149V53H148ZM179 54H180V53H179ZM12 55H14V56L12 57ZM23 55H24V57H23ZM36 55H37V54H36ZM38 55H40V54H38ZM45 55H46V54H45ZM45 55H44V56H45ZM49 55H50V54H49ZM62 55H61V56H62ZM107 55H108V54H107ZM109 55H110V54H109ZM118 55H119V56H118ZM149 55H150V54H149ZM149 55H148V56H149ZM253 55L249 56V61L252 60ZM262 55H263V54H262ZM16 56H17V55H16ZM47 56H48V53H47ZM47 56H46V57H47ZM98 56H99L100 58H99ZM104 56L106 57L107 60H106L105 58H103ZM153 56H154V55H153ZM257 56H256V58H257ZM5 57H6V58H5ZM25 57H26V58L30 57V59H26ZM52 57H53V56H52ZM59 57H60V56H59ZM63 57H62V59H61L62 63H63ZM109 57H110L111 59H110ZM122 57H123V56H122ZM4 58H5V60L7 59L6 61H11V62H6V61H4ZM12 58H13V59H12ZM23 58H24V60L21 61V59H23ZM32 58H34V60L31 61ZM40 58H41V59H40ZM48 58H49V57H48ZM57 58H58V55H57ZM88 58H89V57H88ZM96 58H97V59H96ZM108 58H109V59H108ZM126 58H127V59L129 58L128 61H127ZM170 58H171V57H170ZM170 58H169V59H170ZM229 58H231V57H229ZM250 58H251V59H250ZM256 58H255V59H256ZM53 59H54V58H53ZM125 59H126V60H125ZM134 59H136V60H134ZM146 59H147V58H146ZM146 59H145V60H146ZM148 59H149V58H148ZM153 59H155V57H154ZM177 59H178V58H177ZM198 59H199V58H198ZM46 60H47V58L45 59L44 62H46ZM123 60H124V61H123ZM149 60H150V59H149ZM167 60H168V59H167ZM174 60H176V59H174ZM253 60H254V58H253ZM14 61H15V62H14ZM20 61H21V62H20ZM40 61H41V63H43V64H41ZM61 61H60V62H61ZM70 61H71L72 63H71ZM125 61H126L127 64H125ZM131 61H134V62H131ZM153 61H154V60H153ZM171 61H172V60H171ZM177 61L179 62V60H177ZM177 61H176V62H177ZM215 61H216V60H215ZM229 61H230V59H227V63H226V61H225V62H218V60H217L216 64H219V63H223V64L225 63V64H228V63H230L232 60H231L230 62H229ZM247 61H248V60H247ZM254 61H255V60H254ZM34 62H33V63H34ZM56 62H57V61H56ZM90 62H89V63H90ZM122 62H123V63H122ZM128 62H130V63H128ZM166 62H168V61H166ZM172 62H173V61H172ZM178 62L176 63L177 65H178ZM232 62H233V64H235V63H234L235 61H232ZM11 63H13V64H11ZM21 63H22V64H21ZM33 63H32V64H33ZM57 63H58V62H57ZM73 63H74V64H73ZM89 63H87L86 66H85V65H84V66L81 65V66L84 67L85 69H87L88 72L91 71V72H90V73H91L90 75H92V70H93L92 68H94V67H92V65L89 64ZM113 63H111L112 65H110V66H113ZM7 64H6V65H7ZM60 64H61V63H60ZM71 64H72V65H71ZM123 64H125L126 68H125V69H122V70H124V71L122 72L121 68L123 67ZM154 64H155V63H154ZM165 64H167V63H165ZM176 64H175V62H174V66H175ZM214 64H215V63H214V61H213V62L211 63V65H212L211 72H210L209 74H205L204 77L202 76L203 80H205V78H206V80H207V78H211V76H213L212 73H213V71H215V69H216V68H214V66H215ZM223 64H221V65L223 66ZM6 65H5V68L7 67ZM25 65H23V66H21V67H22V68H25V67H24ZM33 65H34V64H33ZM33 65H30V66H32V68H33V67H35V66H33ZM65 65H66V66H65ZM87 65H90L91 67L88 68ZM97 65H98V66H97ZM120 65H121V66H120ZM129 65H128V66H129ZM168 65H169V66H168ZM168 65L163 66L164 68L166 67V69H165V76H164V79H163L162 82H161V86H162V87H160V88H163L164 93L167 94V95H165V97L167 96V102L173 107L174 110H177V112H179V113H180L181 115H183V116H186L185 113L188 112V111H189V112L192 111V113H194V115H193V122L191 123L192 128H193L194 125H195V123H196V110H197V103H196V102H195V104L193 103V107H191V106H189V105H186V103L184 102V99L190 94V91L193 92V89H191L192 87H190L191 90H190V89H188V90L185 89V91H184L183 93H181V97L179 96V97H180L179 99H175V98H173V96L170 95L169 88H170V84H171V81H172L173 74L176 73V71H178V69L172 67V63H171L170 61H169ZM177 65H176V66H177ZM221 65H220V66H221ZM30 66L28 67V69L30 68L29 70L31 71V67H30ZM70 66H69L66 70H68V69L70 68ZM79 66H80V65H78V67H79ZM81 66H80V67H81ZM217 66H219V65H217ZM58 67H60V66H58ZM78 67H76V68H71V69H70L71 71L69 70L70 73L72 72V69H74V71H73V75H74L75 70L77 71V69L80 68V67H79V68H78ZM86 67H87V68H86ZM96 67H95V70L97 69ZM116 67H117V68H116ZM118 67H119V68H118ZM120 67H121V68H120ZM158 67H159V66H158ZM163 67H162V68H163ZM201 67H202V66H201ZM251 67H252V68H253V67H256L254 62H253V65L251 64ZM26 68H25V70L27 71ZM60 68H61V67H60ZM84 68H83V69H84ZM115 68H116V69H115ZM142 68H143V67H142ZM142 68H140V71L142 70ZM147 68H148V70H149V68H150V70H151V66H150V67L148 66ZM164 68H163V69H164ZM217 68H218V67H217ZM2 69H3V68H2ZM8 69H9V68H6V69H5V72H6V70H7V72H8ZM16 69L18 70V68H16ZM16 69H15V71H16ZM36 69H37V68H36ZM36 69L33 68L32 73H34V72L36 73V72H37ZM83 69L80 68V70L77 71V72H80V71H81V72H80V76H81V73H82V72H85V75H87L86 73H88L87 70L84 71ZM89 69H90V70H89ZM98 69L96 70L97 72H95V70H93V72H94L93 74H95V78H97V77L99 78V74H100V73L102 74V72H100V73L98 72V71H101V69H100V70H98ZM195 69H196V67H195ZM213 69H214V70H213ZM232 69H233V67H232ZM250 69H251V68H249L248 72L250 71ZM254 69H255V68H253L252 70H254ZM258 69H259V68H258ZM258 69H257V70H258ZM61 70H62V69H61ZM66 70H64V71L67 72ZM120 70H121V72H120ZM146 70H147V69H146ZM148 70H147V71H148ZM160 70H161V69H160ZM225 70H226V69H225ZM0 71H2V70H0ZM26 71L21 72V74L19 73V74H20V77L22 78V80L24 79L23 76L25 77L23 83H25L28 87H29V86H36V84H35V85H32L31 82H29L30 84L28 85V83H27L28 81L26 80V78L28 77V80H29V81H30V78H29L30 76H31V79L34 78V77L38 78L39 76H35V75L38 74V73H36V74H35V73H34V74H30V72L27 71V72L29 73V74H28ZM33 71H34V72H33ZM38 71L40 72V70H38ZM64 71L62 70L63 73L59 71V72H60V75H61V73H62L61 77L64 76V75L66 74V73L64 74ZM102 71L105 73L104 70H102ZM151 71H153V70H151ZM151 71H150V72H151ZM163 71H164V70H163ZM226 71H228V69H227ZM230 71H231V70H230ZM230 71H228V72H230ZM12 72H13V74L15 73L14 79H15L16 81L18 80V81L16 82V85H17L18 82H19L21 79H20L19 75H18V76L16 75V72H17V71H16V72L12 71ZM18 72H19V71H18ZM18 72H17V74H18ZM25 72H26L27 74H25ZM41 72H42V69H41ZM125 72H126V73H125ZM127 72H128L129 74H128ZM132 72H134V70H133ZM136 72H137V71H136ZM142 72H143V71H142ZM144 72H145V71H144ZM144 72H143V73H144ZM156 72H157V71H156ZM228 72H226V73H228ZM231 72H232V71H231ZM251 72H252V71H251ZM22 73L25 74V75H23ZM43 73H44V72H43ZM48 73H49V72H48ZM68 73H69V72H68ZM96 73H97V74L99 73V74L97 75ZM122 73H123V74H122ZM124 73H125L126 75H125ZM130 73H131V74H130ZM148 73H149V72H148ZM215 73H216V72H215ZM224 73H225V72H224ZM226 73H225V74H226ZM3 74H5V73L3 72ZM76 74H77V73H76ZM76 74H75V77H76ZM78 74H79V73H78ZM106 74H108V71H107L105 74H103V75H106ZM121 74H122V75H121ZM145 74H146V73H145ZM145 74H144V75H145ZM152 74H154V72H153ZM193 74L195 75V73H192V75H193ZM213 74H214V73H213ZM216 74H217V73H216ZM218 74H219V72H218ZM222 74H223V72H222ZM222 74H220L221 77L224 76V74H223V75H222ZM228 74H229V73H228ZM228 74H226V75H228ZM230 74H231V73H230ZM22 75H23V76H22ZM26 75H27V77H26ZM28 75H30V76H28ZM32 75H34V76H32ZM47 75H48V74H47ZM70 75H71V74H70ZM85 75L82 74L83 77L81 76V79L83 78V80H86V82L84 81L83 83H86V87H87V83H88V82H87V79H84V78H85ZM90 75H89V73H88L87 78H88V76H89V78H88L89 83H88V84L91 85L90 82H93V81H94V78H92V79L90 80V77H91ZM96 75H97V76H96ZM147 75H148V74H147ZM174 75H175V74H174ZM214 75H215V74H214ZM3 76H4V75H3ZM5 76H6V75H5ZM5 76H4V77H5ZM8 76H9V74H8ZM16 76H17L19 79H17ZM52 76H53V75H52ZM58 76H59V75H58ZM65 76H66V75H65ZM68 76H69V75H68ZM80 76H79V78H80ZM93 76H94V75H93ZM100 76H101V75H100ZM148 76H149V75H148ZM155 76H156V75H155ZM155 76H154V77H155ZM160 76H161V75H160ZM215 76H216V75H215ZM218 76H219V75H218ZM45 77H46V76H45ZM49 77H51V76H49ZM71 77H72V76H71ZM71 77H70V78H71ZM150 77H153V76H150ZM161 77H162V76H161ZM161 77H159V76L157 77V76H156V78H160V79H161ZM6 78H7V76H6ZM10 78H12V77H10ZM36 78H35V79H36ZM47 78H48V77H46V79H47ZM52 78H53V77H52ZM62 78H63V77H62ZM64 78H65V77H64ZM64 78H63V79H64ZM102 78H103V79H106V80H104V81H106V82L108 81L107 76H106L105 78H104L103 76H101L100 81L97 82V88H93V89L90 88V89H92V91H91L90 89H88V88H89V86H88V87H87L88 90H87V93H86V94H88V95L90 94V97H91V98H90L89 96H88V97L92 100V103H93V106H94L95 110H96V111H99V110L101 111V110H102L101 113L104 112V110L107 111V110H111V108L113 109V108L115 107V106H114V103H115V105H118V103H119V100H118V99L120 98V99H121L120 101H122V99L124 98L123 96H125V92H124V90H126V89L123 90L122 88H118L119 90L122 89L124 93H122V91H121V90L119 91L118 89H117V91H116V88H117V87H116V86H113V85H115L114 83L112 84V82L110 81V82H107V83H110L109 85L106 84V82H104L105 84H103V80H102ZM122 78H123V79H122ZM147 78H148V77H147ZM156 78H155V79H156ZM183 78H184V76L182 77V79H183ZM219 78H220V76H219ZM223 78H225V76H224ZM7 79H9V78H7ZM7 79H4L3 82L7 81ZM35 79H33V80H35ZM44 79H45V78H44ZM58 79H59V78H57V80H58ZM60 79H61V78H60ZM75 79H76V78H75ZM148 79H150V78H148ZM151 79H154V78H151ZM155 79H154V80H155ZM214 79H215V78H214ZM25 80H26V82H25ZM39 80H40V78H39ZM39 80H38V81H39ZM67 80H68V79H67ZM67 80L65 79V81H67ZM73 80H74V79H73ZM73 80H72V81H73ZM77 80H78V78H77ZM92 80H93V81H92ZM125 80H124V81H125ZM156 80H158V79H156ZM218 80H219V79H218ZM237 80H238V79H237ZM38 81H34V82H37V83H38ZM50 81H51V80H50ZM55 81H56V80L54 79V83H55ZM59 81H60V80H59ZM68 81H69V80H68ZM74 81H75V80H74ZM78 81H79V80H78ZM96 81H97V80H96ZM101 81H102V84H103V85L101 84ZM135 81H136V80H135ZM7 82L9 83L10 81H7ZM34 82H33V83H34ZM44 82H46V81H44ZM47 82H48V81H47ZM47 82H46V83H47ZM57 82H58V81H57ZM57 82H56V83H57ZM70 82H71V80H70ZM75 82H77V81H75ZM81 82H82V81H81ZM81 82H80V84H81ZM118 82H119V81H118ZM127 82H128V80H127ZM148 82H149V81H148ZM211 82H212V81H211ZM54 83H53V84H54ZM71 83H72V82H71ZM83 83H82V84H83ZM98 83H99V84H98ZM121 83H125V82L120 81L119 84L121 85ZM129 83H130V82H129ZM151 83H152V82H151ZM3 84L6 85V83H3ZM61 84H62V83H61ZM61 84H60V85H61ZM63 84H65V86L68 87V85H67L68 83L66 84V82L64 83V81H63ZM63 84H62V85H63ZM69 84H70V83H69ZM72 84H75V83L73 82ZM72 84H71V85H72ZM77 84H78V83H77ZM80 84H78V86H79ZM116 84H118V83H116ZM148 84H149V83H148ZM152 84H154V83H152ZM152 84H151V86H152ZM222 84H223V82H222ZM10 85H12V84H10ZM16 85H15V86H16ZM37 85H38V84H37ZM39 85H40V84H39ZM56 85H58V84H56ZM104 85H105V86L108 85V86H107L108 89H109V90L111 89L112 92H113V90H114V92H117V93H118L117 95L113 93L114 96H112V93L109 94V95L111 96L110 99L112 100L111 103H109V102H110V99H109V97H108L109 90H108L107 87H105ZM120 85H117V86H119V87H123V86H120ZM127 85H128V84H127ZM156 85H157V83H156ZM216 85H218V84H216ZM216 85H213V86L215 87ZM223 85H224V84H223ZM254 85H255V84H254ZM6 86H8V85H6ZM12 86H14V85H12ZM12 86H11V87H12ZM50 86H51V85H50ZM65 86H63V87H64V89L66 90L67 88H66ZM69 86H70V85H69ZM74 86H75V85H74ZM74 86H72V87H70V88L68 87L69 92L72 91V90H71L72 88H73V90H74ZM81 86H82V85H81ZM84 86H85V85H84ZM147 86H148V85H147ZM151 86H150V87H151ZM195 86H196V83H195ZM213 86H212V88H213ZM11 87H10V88H11ZM48 87H49V86H48ZM52 87H53V85H52ZM57 87H58V86H57ZM57 87H55V88L57 89ZM60 87L62 88V86H60ZM76 87H77V86H76ZM82 87H83V86H82ZM109 87H110V88H109ZM114 87H116V88H114ZM155 87H156V86H155ZM247 87H248V86H247ZM247 87H246V89H247ZM14 88H15V87H14ZM16 88H17V87H16ZM16 88H15V89H16ZM33 88H34V89L30 88V90L32 89V91H33V90L35 91V87H33ZM50 88H51V87H50ZM55 88H54V90H55ZM58 88H59V87H58ZM78 88H79V87H77L76 89H78ZM103 88H104L106 91L108 90V92H106V91L104 90L105 92L103 93ZM113 88H114V89H113ZM123 88H125V87H123ZM160 88L158 87L157 89L159 90ZM188 88H189V86H188ZM195 88H196V87H195ZM195 88H194V89H195ZM215 88H216V89H213V91H214V90L217 91V89L220 88V86H218V88H217V87H215ZM223 88H224V87H223ZM223 88H222L223 92H225V91L228 89V88H226V90L224 91ZM12 89H13V88H12ZM64 89H61V90H64ZM68 89H67V90H68ZM139 89H141V88H139ZM150 89H153V88H150ZM244 89H245V87H242V90H241V87H240V88L237 89V90H241V93H242V92H244V91H243ZM18 90H19V86H18V89H17L16 91H14V92H17ZM36 90H38V89L36 88ZM39 90H41V89H39ZM50 90H52V89H50ZM50 90H49V91H50ZM57 90H58V89H57ZM67 90H66V91H67ZM93 90H95L94 92H96V91H97V92L94 93ZM111 90H110V91H111ZM133 90H134V91L131 90L132 92L128 93V95H127V93H126V95H127V96H125L126 99L124 98V101L126 100V101H125V104H126L125 107L127 108V109H126L127 112H129V111H130L129 108H131V112H130V114L133 115V116L135 117V119L137 120V125L139 126L138 128H140V127H142V126H145V125H146V124H147V123H148V122H149V121H150L155 115H157V114L159 113V112H158V111H159V106L161 105V103H162V101H163V98H164L163 96H164V94H162L163 96L160 95L161 91H160L159 94H157V93H156L157 90H156L154 93H153L154 90L152 91V93H150L151 91L148 92V91H147L148 89L146 90V88L144 87L143 90H145V91H143V93H140L141 95L139 94V95H140V96H139L138 93H139V92H142V90H141V91H137L138 89H137V90H136V89H133ZM135 90H136V91H135ZM218 90H219V89H218ZM220 90H221V88H220ZM222 90H221V91H222ZM228 90H229V89H228ZM237 90L235 89V92H236V93H237ZM77 91H78V90H77ZM89 91H90V93H89ZM101 91H102V92H101ZM163 91H162V92H163ZM181 91H182V90H181ZM230 91H231V90H230ZM14 92H13V93H14ZM37 92H38V91H37ZM60 92H61V91H60ZM60 92L58 91V92H56V93L59 94ZM69 92H68V93H69ZM72 92H73V91H72ZM91 92H92V93H91ZM126 92H128V90H127ZM137 92H138V93H137ZM179 92H180V91H179ZM214 92H215V91H214ZM217 92H218V91H217ZM217 92H215L216 95H217ZM226 92H228V91H226ZM232 92H233V91H232ZM232 92H228L227 94L232 93ZM235 92H234V93H235ZM238 92H240V91H238ZM5 93H6V92H5ZM7 93H9V92H7ZM33 93H34V95H35V92H33ZM64 93H66V92H64ZM74 93H75V92H74ZM74 93H73V94H74ZM105 93H106V94H105ZM119 93H121V94H119ZM201 93H202V92H201ZM219 93H220V92H219ZM219 93H218L217 96H218V97H221V96L219 95ZM245 93H246V92H245ZM24 94H25V93H24ZM58 94H57V95H58ZM60 94H62V93H60ZM71 94H72V93H71ZM91 94H92V95H93V94H97V96H94V95H93V98H92ZM103 94H104V95H103ZM123 94H124V95H123ZM172 94H173V93H172ZM223 94H224V93H223ZM232 94H233V93H232ZM232 94H231V95H232ZM10 95H12V94L9 93V95H7V96L9 97ZM25 95H26V94H25ZM37 95H39V96H38V97L36 96V98H40L41 96H43V97H41V99H43V100H45V99L48 98V97H47V98L45 97V96H48V95H47V94H46V95L43 94V92H42V95H40V93L37 94ZM44 95H45V96H44ZM57 95L55 94V96H57ZM63 95H65V94H63ZM69 95H70V94H69ZM75 95H76V94H75ZM102 95H103L104 97H105V95H106L108 101H107V99H105L106 97L103 98ZM173 95H174V94H173ZM49 96H50V95H49ZM51 96H52V95H51ZM59 96L61 97V95H59ZM65 96H66V95H65ZM116 96L119 97V98H117ZM217 96H216V97H217ZM44 97H45V98H44ZM73 97H74V96H73ZM94 97H95V99H94ZM199 97H200V95H199ZM226 97H227V95H226ZM62 98H63V97H62ZM71 98H72V97H71ZM197 98H198V97H197ZM245 98H246V97H245ZM245 98H244V101H245ZM258 98H259V97H258ZM7 99H9V98H7ZM57 99H58V98H57ZM60 99H61V98H60ZM115 99H117V100H115ZM219 99H220V98H219ZM219 99L217 100V98H216V102H218V101L221 100V99H220V100H219ZM225 99L227 100V98H225ZM263 99H264V98H263ZM9 100H10V99H9ZM61 100H62V99H61ZM61 100H60V101H61ZM104 100H106V102H103ZM113 100H114V101H113ZM222 100H223V99H222ZM45 101H46V103H47L48 100H45ZM60 101H59V102H60ZM69 101H70V98H69ZM124 101H122V103H123ZM195 101H197V99H196ZM234 101H235V100H234ZM246 101H247V99H246ZM48 102H50V101H48ZM56 102H57V101H56ZM59 102H58V103H59ZM61 102H62V101H61ZM188 102H189V101H188ZM220 102H221V103H220ZM220 102H218V103L221 104V106H219V104L217 105V103H216V105H217L216 107L218 108V106H219L220 109H223V110H220V111H221L220 114H219L217 111H216V112H217V114L220 115V117H221V113H224L223 111H225V109H227V108H226V106H225V105H226V103H225L226 101H225V100H224L223 102H222V101H220ZM257 102H258V101H257ZM263 102H264V101H263ZM263 102H262V103H263ZM64 103H65V102H64ZM120 103H121V102H120ZM222 103H224L225 105L222 104ZM235 103H236V102H235ZM245 103H247V102H244V104H245ZM48 104H49V103H48ZM52 104H53V103H52ZM67 104H68V103H67ZM244 104H243L242 107H244V109H245L247 106H244ZM263 104H264V103H263ZM263 104H262V105H263ZM32 105L34 106V103H32ZM36 105H37V104H36ZM38 105H39V104H38ZM40 105H41V104H40ZM53 105H54V104H53ZM58 105H59V104H58ZM61 105H64V104H61ZM128 105H129V106L131 105L132 107H129ZM164 105H165V104H164ZM222 105H224V106H222ZM237 105H239V104L236 103V106H237ZM44 106H46L45 108H47V104L44 105ZM55 106H57V105H55ZM127 106H128L129 108H128ZM214 106H215V105H214ZM234 106H235V104H234ZM234 106H233V107H234ZM102 107H103V108H102ZM222 107H225V109L222 108ZM239 107H240L241 109H239ZM242 107H241V106H237V108H238L239 110H242ZM262 107H263V106H262ZM262 107H261V108H262ZM54 108H55V107H54ZM56 108H57V107H56ZM61 108H62V107H61ZM101 108H102V109H101ZM190 108H192V110H190ZM235 108H236V107H235ZM58 109H59V108H58ZM58 109H57V110H58ZM64 109H66V108H64ZM114 109H115V108H114ZM114 109H113L112 113L114 112ZM118 109L120 110V108L118 107V108L116 109V110L119 112ZM164 109H165V108H164ZM263 109H264V107H263ZM263 109L261 110V112H263ZM128 110H129V111H128ZM170 110H171V109H170ZM212 110H213V109H212ZM212 110H210V111H211L210 113H209V111L207 112V113L209 114V115H208L209 117H210V114L213 115ZM233 110H234V109H232V110H230V111L228 110V111L230 112V114H227L228 112L225 111L226 113H224V114H225V115L227 114V115H226V117H225V115H224V117H225V118L229 117V118H227L226 120H229V119L231 118V114L234 113V111H235V110H234V111H233ZM245 110H246V109H245ZM253 110H254V109H253ZM52 111H53V110H52ZM106 111H105L104 113H102V114H100V112H98V113H99L100 115H103V114H105V113L108 112V111H107V112H106ZM117 111H116V112H117ZM168 111H169V110H168ZM218 111H219V109H218ZM231 111H232V112H231ZM43 112H44V110H43ZM56 112H57V111H56ZM171 112H172V111H171ZM214 112H215V111H214ZM256 112H257V111H256ZM44 113H45V112H44ZM109 113H111V111H109ZM122 113H123V112H122ZM40 114H41V112L39 113V115H40ZM114 114H115V112H114ZM160 114H161V113H160ZM187 114H188V113H187ZM217 114H216V118L219 117V116L217 117ZM115 115L118 116V117L121 116V115H117V113H116ZM124 115H125V114H124ZM126 115H127V114H126ZM228 115H230V116H228ZM46 116H47V115H46ZM50 116H51V115H50ZM162 116H163V115H162ZM169 116H170V114H169ZM173 116H174V115H173ZM178 116H180V115H178ZM213 116H214V115H213ZM33 117H34V116H33ZM36 117H38V116L35 115V118H36ZM42 117H43V116H42ZM35 118H33V119H35ZM165 118H166V117H165ZM179 118H180V117H179ZM185 118H186V117H185ZM182 119H183V118H182ZM182 119H181V120H182ZM208 119H209V120H208ZM210 119H212V116H211V118H207V121L210 122ZM219 119H220V118H219ZM49 120H50V119H49ZM164 120H165V119H163V123H164ZM173 120H174V119H173ZM214 120H215V119H212L211 122H212V123L215 122ZM217 120H218V119H216V122H217ZM241 120H242V118L240 119V121H241ZM119 121H120V120H119ZM218 121L221 122V119L218 120ZM229 121H230V120H229ZM231 121H234V120L231 119ZM58 122H60V120H59ZM184 122H185V121H184ZM220 122H217L216 124H218V123H220ZM163 123H162V124H163ZM176 123H177V122H176ZM179 123H180V122H179ZM231 123H232V122H231ZM31 124H32V123H31ZM31 124H29V125H30V126H29L30 128L28 127V130H27V131H30V130H31ZM133 124H135V123H133ZM183 124H185V123H183ZM213 124H215V123H213ZM216 124H215V125H216ZM224 124H225V123H224ZM116 125H117V124H116ZM137 125H136V126H137ZM203 125L205 126V124H203ZM203 125H201V126H203ZM225 125H226V124H225ZM128 126H129V125H128ZM176 126H177V125H176ZM185 126H186V125H185ZM201 126H200V127H201ZM223 126H224V125H223ZM117 127H118V126H117ZM124 127H125V126H124ZM205 127H206V126H205ZM205 127H204V129H205ZM133 128H134V127H133ZM136 128H137V127H136ZM184 128H185V127H184ZM127 129H128V128H127ZM201 129H203V128H199L200 131H205L204 129H203V130H201ZM114 130H115V129H114ZM129 130H130V129H129ZM138 130H139V129H138ZM138 130H137V131H138ZM191 130H192V129H191ZM24 131H26V130H24ZM89 131L93 132L92 129H91V130H87V132H89ZM133 131H134V132H131V131H130V132H131V133L133 134V136H134V133H135L136 130H133ZM159 131H160V130H159ZM159 131H158V132H159ZM200 131H199V132H200ZM206 131H207V130H206ZM206 131L204 132V134H203V132H201L200 134H201V135L203 134L202 136L205 137V135H207V134H206V133H207ZM30 132H31V131H30ZM37 132H38V131H37ZM39 132H40V131H39ZM69 132H72V131H68V132H67V133L70 135ZM84 132L86 133V130L83 131V129H82V132H77L78 136H75L76 132H72V133H75V134H74V137H73V135L71 134V136H69V138H71V139L74 138V139H76V141H75L74 139H72V140L70 141V139L67 138L68 141H70V143H71L72 141H74V142L76 143V145L79 144L80 147L82 146V147H81V151H80V156H79V155H77V156H79V157L82 156V157H84V158L86 159V160H84V159L82 158L83 161H84V162L87 161V162H86L87 165H86V164H83V163H84V162H83V163H82L83 165H81V167L83 166L84 168L82 167L83 169L76 170L77 172H76L75 170L72 171V169H71V170L68 169V172L66 171V174H65V172H64V170H63L65 167H68V166H69L70 168H72V166H73V165H71L72 163H70V162H73V160L71 161V158H68V157H67L68 154H69V157L71 156V155H70L71 152H68V153H67V151H66L67 148H68V151H69L70 149H71V151H72V147H71L72 145L70 146V144H68L69 142L66 140V137H68V134H65V132L62 133L63 135L61 134L62 137H61V135H59V138H61V142H62V141H63V142L66 141V142H64V143H65V144H64V145H65L64 147H63V143H62V147L64 148V150H65V148H66L65 152L67 153V156H66V154L64 153L63 148L60 147L61 145H59V147H58L59 149H57V147L55 146V145H57V144H61V142L59 143V141H56V138H57V137H56V138L54 137V141H53V140H52V142L49 141L50 144H48V145H45V144H44L45 146H49V145H50L49 147H50V149H52V151H51V150H47V151H46V150H45V147H44V150H45L46 152H45L44 150L41 151V154H43V151L45 152V153L43 154V156H45L46 153H47L48 151H49L50 153L55 152V151H53V147H56L54 150H56L57 154H58L59 152H60V153H63V154H65V156H66L65 158H67V159L63 158V157H64L63 154L61 155L60 153H59V156L61 155L60 158H57L58 155H56V157H54L55 154H56V152H55V153L53 154L54 156L51 154L55 160H56V159H57V160L60 159V161H61V160L64 159L63 162L65 163L66 160L70 159V160L67 161L68 163H67V162H66V163H67V164L70 163L71 166H70V165H67V164L65 163V165H67V166H65V167H64L63 164L61 165V164H58V163H57V162L60 163L59 160L56 161V162H54L55 160H54V161H53V160L51 161V162H53V163L56 164V165H57V164L60 165L59 168H61V166H62V170H63V171H62L61 173H60V172H59V173H60L61 175H63V172H64V175H63L64 178H63L62 176H60V178H61V177L63 178L62 180L65 182V186H68L67 184L70 183V184H69V187H71V186L74 187L73 180H74V181L77 180V177H73V176H75V175H76V176L78 175V181H77L78 183L76 182L77 184L80 183V184L82 185V183L84 182V180H82L83 177H86V178H84V179H87V181H88V179L90 180V179L93 177V176L91 175V172H90L92 168H95V167H96V168H97V172H98L99 169H101L100 167H102V168H103V172H102V169H101V171H100L99 173H101L103 176H105V174L108 173L107 171L110 170V169L108 170L107 168H105V167H107L108 164L110 163V162L108 163V160H107V161L105 160V159H109L108 157H106L108 151L106 152V150H105V152H104V154H105L106 156H105L102 152H100V151H104V149H105L104 147H105V146H104V144H99V142H100L99 139H100V138H98V134L95 135L96 133L93 132V133H94V134H93V133H90V132H89L90 135L87 136V137H85L87 133L85 134ZM124 132H125V131H124ZM166 132H167V131H166ZM169 132H170V131H169ZM137 133H138V132H137ZM171 133H172V132H171ZM26 134H27V133L24 132V134H22V135H26ZM81 134H82V135L84 134L83 136H84L85 138L81 137V136H82ZM91 134H92V136H93V137H92L93 140L91 139L93 142L91 141L92 144L90 145V144H89V143H91V142H89L90 140H89V141H87V140L91 138ZM125 134H126V133H125ZM129 134H130V133H128V137H129ZM132 134H131V135H132ZM196 134L199 135L197 132H196ZM65 135H67V136H65ZM79 135H81V136H80L81 138L79 137ZM87 135H88V134H87ZM140 135H141V134H140ZM179 135H181V133H180ZM197 135H196V136L194 135V136L191 137V138H193L195 141H197V144H196L195 149H193V151L190 152L189 154H187V153H185V152H182V151H180V150H177V149L174 148L171 144L168 145V144H166V143L163 144V145L160 144L161 147H160L156 152H155L154 150L152 151V153L150 152V153L152 154L151 156H152L153 158H159V159H161V160L163 161L164 166L166 167V172H165V174H164V175H161V176H163V178H164V184H165V185H164V184H163V185H159V184H158L159 187L161 188V190L164 191L165 195H167V193L169 192L170 187H171L169 184H171V183H173V182L175 181V177H176L177 175H179V174H182V175H180V177L185 176L187 164H188L191 160L193 161L194 159H195V160L197 159V157H196V153H199V152H197V151H200V149H201V148L199 149L200 142H201V144H202V142H203V140L201 141V138H202V137H201L200 135H199L200 137L197 136ZM27 136H28V135L25 136L26 138H25L24 136L21 137V138H22L21 141L18 140V142H17L18 145L20 144L19 142H21V144L23 145V141H24V144H25L26 140L28 139ZM38 136H39V135H38ZM42 136H43V134H42ZM44 136H45V135H44ZM47 136H48V135H47ZM64 136H65V137H64ZM94 136H97V138H98L99 141L96 140V137L94 138ZM162 136H163V135H162ZM184 136H185V135H184ZM39 137H40V136H39ZM75 137H76V138H75ZM78 137H79V138H78ZM89 137H90V138H89ZM180 137H181V136H180ZM24 138H25V139H24ZM35 138H36V137H35ZM41 138H42V137H41ZM41 138H40V139H41ZM59 138H58V139H59ZM62 138H63V140H62ZM64 138H65V139H64ZM82 138H83V140H84L85 142H87V144H86L85 142L82 141ZM87 138H88V139H87ZM129 138H130V137H129ZM137 138H138V136H137L136 138H134V139H137ZM172 138H173V137H172ZM181 138H182V137H181ZM2 139L4 140V138H2ZM16 139H17V138H16ZM38 139H39V138H38ZM58 139H57V140H58ZM85 139H86V140H85ZM203 139H204V138H203ZM59 140H60V139H59ZM78 140H80V141H78ZM162 140H163V139H162ZM204 140H205V139H204ZM1 141H2V140H1ZM1 141H0V142H1ZM55 141H56L57 144H55ZM94 141L97 142V143H95ZM130 141H131V140H130ZM133 141H134V140H133ZM174 141H176V140L174 139ZM2 142H3V141H2ZM12 142H13V141H12ZM37 142H38V141H37ZM41 142H42V140H41ZM53 142H54V143H53ZM79 142H82V144L79 143ZM101 142H102V140H101ZM153 142H154V141H153ZM170 142H171V141H170ZM176 142H177V141H176ZM176 142H174V143H176ZM235 142H236V141H235ZM5 143H6V142H5ZM26 143H27V142H26ZM28 143H29V142H28ZM77 143H78V144H77ZM83 143H84V144H83ZM102 143H103V142H102ZM119 143H120V142H119ZM132 143H133V142H132ZM135 143H136V142H135ZM135 143H134V145H136V146L138 145V146H139L138 143H136V144H135ZM174 143H173V144H174ZM11 144H12V143H11ZM36 144H37V143H36ZM42 144H43V142H42ZM46 144H47V142H46ZM51 144L54 145V146H52ZM66 144H68L69 146L66 145ZM71 144H73V143H71ZM95 144H96V145H100L101 148H99L100 146H96L95 148L98 147V149H101V150L94 149V150H97V151L95 152V151L93 150ZM120 144H121V143H120ZM130 144H131V143H130ZM176 144H177V143H176ZM178 144H179V143H178ZM205 144H206V142L204 141V146H205ZM236 144H237V143H236ZM8 145H9V144H8ZM18 145H17V146H18ZM29 145H30V144H29ZM79 145H78L77 147H79ZM84 145H85V146H84ZM89 145H90V146H89ZM121 145H122V144H121ZM202 145H203V144H202ZM207 145H208V144H207ZM207 145H206V146H207ZM10 146H12V145H10ZM19 146L22 147L21 145H19ZM51 146H52V147H51ZM67 146H68V147H67ZM83 146H84V147H83ZM88 146H89V147H88ZM128 146L131 148V146H130L129 144H128ZM132 146H133V145H132ZM138 146H137V147H138ZM175 146H176V145H175ZM2 147H3V146H2ZM6 147H7V145H6ZM27 147H28V148H27V150H28V149H29V146L27 145ZM30 147H31V146H30ZM32 147H33V146H32ZM32 147H31V148H32ZM49 147H48L47 149H49ZM69 147H70V149H69ZM80 147L78 148L77 151L80 150ZM85 147H86V148H85ZM139 147H140V146H139ZM200 147H203V146H200ZM237 147H238V146H237ZM261 147H262V146H261ZM22 148L25 149V146L23 145ZM42 148H43V147H42ZM75 148H76V147H75ZM84 148H85V149H84ZM102 148H103V150H102ZM111 148H113V147H111ZM205 148H206V147H204V149H205ZM230 148H231V147H230ZM61 149H62V151H61ZM87 149H88V151H87ZM204 149H202V151H203ZM257 149H258V148H257ZM259 149H260V148H259ZM59 150H60V151H59ZM82 150H84V151H82ZM110 150H111V149H110ZM132 150H133V147H132ZM262 150H263V149H262ZM10 151H11V150H10ZM16 151H17V150H16ZM29 151H30V150H29ZM77 151H76V152H77ZM86 151H87V153H86ZM92 151H93V152H92ZM111 151H112V150H111ZM117 151H118V150H117ZM135 151H136V149H134V151H132V152H135ZM227 151H230V150L228 149ZM49 152H48V153H49ZM82 152H84V154H82ZM109 152H110V151H109ZM128 152H129V151H128ZM132 152H130V153H132ZM21 153H22V152H21ZM24 153H26V152H24ZM24 153H23V155H24ZM28 153H29V152L27 151V154H28ZM50 153H49V154H50ZM78 153H79V152H78ZM95 153H96V155H97V153H98V155H97L96 157H95V156H92V155H95ZM100 153H102V154H100ZM130 153H129V155H130ZM192 153H194L195 156L192 157V155H193ZM212 153H213V152H209V151L207 150V148H206V153H205V159H206L205 162H206V163L203 164V165H206V164H211V165H214V166L217 165L216 162H210L211 158H213ZM253 153H254V152H253ZM8 154H9V153H8ZM30 154H31V153H30ZM73 154H74V153H73ZM73 154H72V155H73ZM108 154H109V153H108ZM203 154H204V152H203ZM216 154H217V152H216ZM256 154H257V153H256ZM51 155L49 156V157H50L49 160H50V159H53V158H51V157H52ZM75 155H76V154H75ZM84 155H85V156H84ZM86 155H88V158L86 157ZM100 155H103L104 157H102V156H100ZM148 155H149V154H148ZM12 156H13V155H12ZM26 156H27V155H26ZM38 156H39V154H38ZM62 156H63V157H62ZM99 156H100V157H99ZM111 156H112V155H111ZM149 156H150V155H149ZM14 157H15V156H14ZM18 157H19V155H18ZM22 157H23V156H22ZM28 157H30V156H28ZM39 157H40V156H39ZM46 157L48 158V155H46V156L44 157V159H47ZM101 157H102V158H101ZM109 157H110V156H109ZM140 157H141V156H140ZM195 157H196V158H195ZM226 157H227V156H226ZM2 158H3V157H2ZM15 158H16V157H15ZM23 158H24V157H23ZM31 158H34V157H31ZM31 158H29V160H30ZM41 158H42V160H44L43 157H42V155H41ZM62 158H63V159H62ZM75 158H77V157H75ZM75 158H74V159H75ZM104 158H105V159H104ZM124 158H125V157H124ZM8 159H9V158H7V160H8ZM38 159H39V158H38ZM72 159H73V157H72ZM80 159H81V158H80ZM87 159H88L89 161H88ZM103 159L107 162V165L105 164V167L103 166V164L106 163V162H104ZM126 159H127V158H126ZM205 159L203 158V160H205ZM263 159H264V158H263ZM1 160H2V159H1ZM10 160H11V159H10ZM12 160L14 161V159H12ZM19 160H20V159H19ZM101 160H102V161H101ZM147 160H148V159H147ZM147 160H146V161H147ZM203 160H202V162H203ZM226 160H228V158L225 159L224 161H226ZM242 160H243V159H242ZM254 160H255V159H254ZM44 161H48V159H47V160H44ZM69 161H70V162H69ZM77 161L79 162V160H77ZM77 161H75V163H77ZM98 161H99V166H100V165H101V166H100V167H99L98 165L94 166V164H96L95 162H98ZM100 161H101V162H100ZM125 161H126V160H125ZM125 161H124V164H125ZM208 161H209V163H208ZM211 161H212V160H211ZM239 161H240V160H239ZM257 161H258V160H257ZM14 162H15V161H14ZM63 162L61 161V163H63ZM103 162H104V163H103ZM197 162H198V161H197ZM262 162H263V161H262ZM3 163H4V162H3ZM12 163H13V162H12ZM17 163H18V162H17ZM21 163H22V161H21ZM47 163H48V162H47ZM75 163H74V166L76 165ZM142 163H143V162H142ZM142 163H140L139 161H136V160H132L131 162H129V164H128L127 166L124 165L125 167H124V169L122 170L123 173H121L120 176L123 175V176H124V179L127 181V183H130V182H134V183L136 182L137 184H140V183H141V184H145V183H147V184L150 186L151 184L149 183V181H150V180H153V184H154V181H156L157 179L154 180L155 177H154V179H153V175L151 176V178H149V176H150L151 173H149V172L147 171V169L145 168V165L142 164ZM242 163H243V162H242ZM245 163H246V165H247V159H246ZM250 163H251V162H250ZM250 163H249V164H250ZM0 164H1V163H0ZM7 164H8V163H7ZM19 164H20V163H19ZM41 164H42V163H41ZM43 164H44V166H45V163H43ZM43 164H42V167H41L40 165H39V167H40V168H44V167H43ZM48 164L51 165L50 162H49ZM48 164H47V165H48ZM97 164H98V163H97ZM254 164H255V163H254ZM1 165H2V164H1ZM13 165L15 166V164H13ZM17 165H18V164H16L15 167H17ZM20 165H21V164H20ZM52 165H53V164H52ZM58 165L55 167V168H56V169H55L56 171L59 169V168L57 169ZM109 165H110V164H109ZM259 165H260V164H259ZM53 166H54V165H53ZM53 166H50L49 168H48V166H47V167L45 166L46 168H44V169H45V170L48 169V171H49V170H51V169H54ZM78 166H79V165H78ZM78 166H77V167H78ZM85 166H86L87 168H86ZM92 166H94V167H92ZM97 166L99 167V169H98ZM4 167H5V166H4ZM6 167H7V166H6ZM11 167H12V166H11ZM21 167H22V166H21ZM21 167H20V169H21ZM37 167H38V165H37ZM51 167H53V168H51ZM69 167H68V168H69ZM75 167H76V166H75ZM90 167H92V168H91V169H88V168H90ZM122 167H123V166H122ZM146 167H147V166H146ZM189 167H190V166H189ZM217 167L220 169V171L222 172V174H223L225 177H227V178H230V177H232V176H233V177H234V176L237 177L238 175H240V164H239V163H238V165L235 164V163H227V164H223V165H217ZM244 167H245V166H244ZM244 167H243V168H244ZM2 168H3V167H2ZM79 168H80V167H79ZM96 168H95V170H96ZM110 168H111V167H110ZM147 168H148V167H147ZM249 168H250V167H249ZM6 169H7V168H6ZM6 169L4 168L5 172L7 171ZM14 169H15V168H14ZM17 169H18V167H17ZM17 169H16V170H17ZM22 169H23V168H22ZM37 169H38V168H37ZM75 169H76V168H75ZM86 169H87V170H86ZM164 169H165V168H164ZM187 169H188V168H187ZM256 169H258V168L256 167ZM1 170H3V169H1ZM12 170H13V167H12ZM41 170H42V169H40L39 172H41ZM59 170H61V169H59ZM59 170H58V171H59ZM66 170H67V168H66ZM88 170H89L90 173L88 172ZM92 170H93V171H92V173H93V172H94V169H92ZM120 170H121V169H120ZM251 170H252V169H251ZM17 171H18V170H17ZM19 171H20V170H19ZM22 171H23V170H22ZM22 171H20V172H22ZM51 171H52V172H51ZM51 171H50L51 173L49 172V173H45V174H48V176H50V175H52V173L54 172V170H51ZM56 171L54 172L55 174H57ZM80 171H81V172H80ZM82 171H84V172H83L84 174H81ZM86 171H87L90 175L87 174V175H88V176H87V175H86ZM153 171H154V170H153ZM254 171H255V170H254ZM13 172H14V171H13ZM42 172H43V171H42ZM44 172H46V171H44ZM44 172H43V173H44ZM72 172H73V173H72ZM78 172H79V173H78ZM156 172H157V171H156ZM247 172H248V171H247ZM6 173H7V172H6ZM15 173H16V172H15ZM15 173H14V174H15ZM54 173H53V174H54ZM67 173H69V174L71 173V174L69 175V177H70L71 179H70L68 176H66V175H68ZM103 173H104V174H103ZM111 173H112V172H111ZM111 173H109V174H111ZM241 173H242V172H241ZM250 173H251V172H250ZM4 174H5V173H4ZM22 174H23V173H22ZM45 174H44V175H45ZM73 174H74V175H73ZM79 174H80V175H79ZM248 174H249V173H248ZM20 175H21V174H20ZM20 175H19V176H20ZM44 175H43V176H44ZM72 175H73V176H72ZM81 175H82V176H81ZM254 175H255V176H256V175H257V176H259V175L262 176V175H263V178H264V170H257V172H256ZM11 176H12V175H11ZM13 176H14V175H13ZM45 176H46V175H45ZM65 176H66V177H65ZM71 176H72V177H71ZM80 176H81V178H80ZM103 176H102V177H103ZM257 176H256V178L258 179ZM261 176L259 177V178H260V181H259V179H258V180L255 179V178H254V179L257 180L258 182H261V181L263 180V178H262V180H261ZM9 177H10V176H9ZM15 177H16V176H15ZM54 177L56 178V176H54ZM57 177H59V176H57ZM88 177H89V178H88ZM106 177H107V175H106ZM250 177H253V175L250 176ZM1 178H2V177H1ZM22 178H23V177H22ZM31 178H32V177H31ZM44 178H45V177H44ZM67 178H69V180H71V182H68V181L66 180ZM73 178H74V179H73ZM75 178H76V179H75ZM157 178H158V177H157ZM16 179H17V178H16ZM53 179H54V178H53ZM57 179H58L57 181L59 182V178H57ZM64 179H65V180H64ZM72 179H73V180H72ZM54 180L56 181V179H54ZM80 180L82 181V183H81ZM99 180H101V179H100V178H97V179L95 178V180H90L89 182H86V181H85L86 185L89 184V185H87L88 188L85 186V183H84L83 186H81V189L84 188V186L87 188V191L92 190V189L95 188V187L100 188L99 186H101L100 183H102V182H100ZM109 180H110V178H109ZM109 180H108V181H109ZM125 180H122V179H121L120 181H121V182L124 181V182L126 183ZM66 181H67V182H66ZM98 181H99L100 183H98ZM102 181H103V178H102ZM239 181H240V180H239ZM3 182H5V181H3ZM64 182H63V183H64ZM104 182H106V178H105V181H104ZM117 182H119V181H117ZM121 182H119V183H121ZM190 182H191V179H190ZM258 182H257V185H258ZM6 183H7V182H6ZM15 183H16V182H15ZM72 183H73V185H72ZM109 183H110V182H109ZM244 183H245V181H244ZM246 183H247V182H246ZM262 183H263V182H262ZM262 183H260L259 185H261ZM77 184H75V185H77ZM80 184L76 186V187H77V190H79L78 187L80 186ZM153 184H152V185H153ZM167 184H168L169 186H166ZM60 185H61V179H60ZM70 185H71V186H70ZM113 185H115V184L113 183ZM257 185H256V186H257ZM130 186H132V185H130ZM145 186H146V184H145ZM149 186H147V187H149ZM224 186H225V185H224ZM256 186H255V187H256ZM110 187H111V186H110ZM124 187H125V186H124ZM135 187H136V184H135ZM138 187H140V186H138ZM229 187L231 188L232 186L229 185ZM239 187H240V186H239ZM244 187H246V186H244ZM71 188H72V187H71ZM74 188H75V187H74ZM79 188H80V187H79ZM113 188H114V187H113ZM75 189H76V188H75ZM103 189H104V188H103ZM110 189H111V188H110ZM83 190L86 192V189H83ZM83 190H79V191L84 192ZM112 190H113V189H112ZM112 190H111V192H112ZM118 190H121V189H118ZM122 190H123V189H122ZM138 190H139V189H138ZM143 190H146V189H143ZM148 190H149V189H148ZM243 190H244V189H243ZM251 190H252V189H251ZM251 190H250V191H251ZM11 191H12V190H11ZM99 191H101V190H99ZM99 191H98V192H99ZM125 191H126V190H125ZM136 191H137V190H136ZM229 191H230V189H229ZM229 191H228V192H229ZM245 191H246V190H245ZM0 192H2V191H0ZM143 192H144V191H143ZM251 192H253V191H251ZM11 193H12V192H11ZM96 193H97V192H96ZM4 194H5V192H4ZM13 194H14V193H13ZM98 194H99V193H98ZM107 194H108V193H107ZM116 194H117V193H116ZM122 194H123V193H122ZM144 194H145V193H144ZM230 194H231V192H230ZM253 194H254V193H253ZM101 195H102V194H101ZM114 195H115V193H114ZM123 195H124V194H123ZM259 195H261V193H260ZM14 196H15V195H14ZM99 196H100V195H99ZM117 196H119V195H117ZM146 196H147L148 198H153V197L155 198V197H157V196H156V192H153V191H150V190L148 191V193L146 194ZM213 196H215V195H213V194H212V195H208L206 198H211V197H213ZM227 196H228V195H227ZM227 196H225V197H227ZM247 196H248V195H247ZM249 196H251V195L249 194ZM253 196H254V195H253ZM1 197H2V195H1ZM4 197H5V196H4ZM112 197H113V196H112ZM8 198H10V197H8ZM125 198H126V197H125ZM141 198H142V197H141ZM157 198H158V197H157ZM170 198H173V196H171ZM4 199H5V200L7 199V195H6V198H4ZM10 199H11V198H10ZM132 199H133V198H132ZM228 199H232V198H229V197H228ZM8 200H9V199H7V201H8ZM17 200H18V199H17ZM124 200H125V199H124ZM142 200H143V199H142ZM146 200H147V199H146ZM146 200H143V201H146ZM150 200H151V199H150ZM150 200H149V201H150ZM253 200H254V199H253ZM115 201H116V200H115ZM126 201H127V200H126ZM249 201H250V200H249ZM4 202H5V201H4ZM131 202H132V201H131ZM136 202H137V201H135V203H136ZM140 202H141V201H140ZM188 202L190 203L189 199H184V198L180 195L179 197H177V198L175 199V201H174L173 204L167 206V207L170 209V211L172 212L174 218H173L172 223L167 227V230H166V231H168V234H169V233H176V234H179V231H180L181 233L185 234L183 231H185V228H186V227L190 226L191 224H196L197 227H194V228H193L192 230H190V231H198V232H193V233H192V236L194 237L193 239L196 238V241H195V242H197V237H195V236L199 235V238H200L199 241L201 240V243H200L201 246H200V247L198 246L199 248L197 247L198 250H196L197 248H195V252H194V250L190 251V249H189L188 247L185 248V247L188 246V245H185V247H184V246H183V247H180L179 251H177V250L175 251V253H176L177 256L173 255V256L176 258V263H175V264H211V263L217 258V255H218V251H217V247H216V242H217V240H218V237L222 234L223 231L227 230L228 227H229V226H227V225L225 224V222H226L228 219H235V217H238V216H239V217L243 216V219H244L246 222H248V223L250 222V220L254 219V217H253L254 215H253V216L251 215L253 218L250 216V213H251L252 210H251L250 213H249L248 210H250V209H247V208H246V210H243V209L241 210V209H240L239 211H237V212H235V213H232L229 207H228V208H225V207L223 206L224 204H227V203L225 202L224 199L221 200V201H217V204H218L217 207H218V209H214V206H213V208H212L210 205H209L210 207H209V206L206 207L205 204H204V206L202 205V209H201L202 214L200 213V212H201L200 210H199V211H200V212H199L200 214L198 213V211L194 213V210H193V211H192V210L185 211V210L182 208V206H185ZM241 202H242V201H241ZM262 202H263V201H262ZM6 203H7V202H6ZM10 203H11V202H10ZM143 203H144V202H143ZM189 203H188V204H189ZM230 203H231V202H230ZM234 203H235V202H234ZM254 203H255L256 206H257V203H256V202H254ZM7 204H8V203H7ZM117 204H118V203H117ZM138 204H139V203H138ZM159 204H160V203H159ZM240 204H241V203H240ZM20 205H21V204H20ZM20 205H19V206H20ZM156 205H157V204H156ZM228 205H229V204H228ZM235 205L237 206V204H235ZM258 205H259V204H258ZM12 206H13V205H12ZM146 206H147V208H145V209H143V210H141V211H144L145 213L149 212V211H150V210L148 209L149 205H146V204H145V207H146ZM239 206H240V205H239ZM239 206H238V207H239ZM242 206H243V205H242ZM252 206H253V205H252ZM256 206H255V207H256ZM263 206H264V205H263ZM135 207H137V206H135ZM205 207H206V208H205ZM219 207H221V208H219ZM233 207H234V206H233ZM247 207H248V206H247ZM4 208H5V205H4ZM18 208H19V207H18ZM114 208H115V206H114ZM137 208H138V207H137ZM150 208H151V205H150ZM242 208H243V207H242ZM257 208H258V207H257ZM260 208H261V207H260ZM262 208H263V207H262ZM10 209H11V207H10ZM116 209H117V208H116ZM116 209H115V210H116ZM127 209H128V208H127ZM151 209H152V208H151ZM236 209H237V208H236ZM258 209H259V208H258ZM115 210H113V211H115ZM122 210H123V208H122ZM215 210H216V211H215ZM7 211H8V210H7ZM11 211H12V210H11ZM110 211H111V210H110ZM154 211H155V210H154ZM214 211L217 212V213L214 214ZM261 211H263V210L261 209ZM5 212H6V211H5ZM116 212H117V211H116ZM131 212H132V210H131ZM261 213H262V212H261ZM112 214H115V212H114V213L112 212V213H111V216H112ZM199 215H200V216H199ZM5 216H6V215H5ZM8 216H9V215H8ZM119 216H120V215H119ZM138 216H139V215H138ZM141 216H142V215H141ZM6 217H7V216H6ZM94 217H95V216H94ZM109 217H110V216H108L107 219H108ZM113 217H114V216H113ZM113 217H112V218H113ZM112 218H111V219H112ZM139 218H140V217H139ZM107 219H106V220H107ZM113 219H114V218H113ZM113 219H112V220H113ZM122 219H123V218H122ZM194 219H195V220H194ZM6 220H7V219H6ZM114 220H115V219H114ZM116 220H117V219H116ZM116 220H115V221H116ZM125 220H126V218H125ZM134 220H135V219H134ZM192 220H194V221L191 222ZM263 220H264V219H263ZM7 221H8V220H7ZM110 222H111V220L109 221V223H110ZM256 222H260V221H256ZM261 222H263V221H261ZM6 223H8V222H6ZM74 223H76V222L74 221V222L72 223V226H74V228H76L77 226H75ZM104 223H105V222H104ZM127 223H129V222H127ZM253 223H254V222H253ZM0 224H1V223H0ZM3 224H4V223H3ZM64 224H65V223H64ZM112 224H113V223H112ZM117 224H118V223H117ZM148 224H149V225H146V227H147L148 229H150L149 231H151V229L156 228V227H154V225H152L151 223H148ZM251 224H252V223H251ZM119 225H120V224H119ZM229 225H230V224H229ZM260 225H262V223H260ZM263 225H264V224H263ZM263 225H262V226H263ZM1 226H2V225H1ZM105 226H106V225H105ZM125 226H126V225H125ZM136 226H137V225H136ZM142 226H143V225H142ZM142 226H141V227H142ZM257 226H258V225H257ZM257 226H256V227H257ZM98 227H99V226H98ZM110 227H111V226H110ZM256 227H255V228L253 227V230L256 229ZM259 227H260V226H259ZM198 228H199V229H198ZM230 228H231V227H230ZM236 228L239 229L237 226H236ZM251 228H252V227H251ZM257 228H258V227H257ZM160 229H161V231H159L160 233H159L158 231L155 230L159 235L164 233V231H163L164 226H161ZM237 229H236V230H237ZM258 229H259V228H258ZM260 229H261V228H260ZM262 229H264V228H262ZM262 229H261V230H262ZM2 230H3V229H2ZM5 230H6V229H5ZM97 230H98V229H97ZM107 230H108V229H107ZM107 230H106V231H107ZM115 230H116V229H115ZM126 230H128V229H126ZM158 230H159V229H158ZM234 230H235V229H234ZM261 230H260L259 234L262 233ZM238 231H241V230L239 229V230H237V232H238ZM88 232H89V231H88ZM92 232H93V231H92ZM103 232H104V231H103ZM227 232H228V231H227ZM234 232H235V231H234ZM237 232H235V233L237 234ZM85 233H86V232H84V235H85ZM119 233H120V232H119ZM127 233H128V232H127ZM254 233L257 234L256 230H255ZM89 234H90V233H89ZM105 234H106V232H105ZM84 235H83V236H84ZM120 235H121V234H120ZM194 235H195V236H194ZM234 235H235V234H234ZM0 236H1V235H0ZM103 236H104V235H103ZM231 236H232L231 239H233V237H234V236H233V232H232V235H231ZM237 237H238V239H237ZM234 238H235V240H233L232 244L234 245V242H237V244L234 246V247L237 248V247L239 246V244H240V243H239V235H238V236L236 235V237H234ZM185 239H186V238L182 239V241H184ZM236 240H238V241H236ZM0 241H1V240H0ZM119 241H120V239H118V237L114 235L113 238H108V239H106V242L101 243V244L95 246L96 248H95V251H94V255L99 257V258L97 257L98 260H99V262L104 263V264H116V260L118 259V255L120 254V253H119V249H118ZM122 241H123V240H122ZM230 241H231V240H230ZM224 243H225V242H224ZM230 243H231V242H230ZM82 245H83V244H82ZM198 245H199V244H198ZM233 245H232V246H233ZM259 245L261 246V243H260ZM89 246H90V245H89ZM221 246H222V245H221ZM82 247H83V246H82ZM85 247H86V246H85ZM201 247H202V248H201ZM88 248H89V247H88ZM92 248H93V247H92ZM182 248H183V250H181ZM190 248H191V247H190ZM200 248H201V249H200ZM71 249H72V248H71ZM191 249H193V248H191ZM199 249H200V250H199ZM225 249H226V248H225ZM229 249H231V248H229ZM67 250H68V249H67ZM180 251H181V252H180ZM196 251H197V252H196ZM222 251L225 252V250H223V249H222ZM222 251H221V252H222ZM229 251H230L231 254L233 255L232 250H229ZM233 251H235V250L233 249ZM251 251H252V254L249 256V258H251V257L253 258L254 255H255V256H258V255H257V250H256L254 247L251 248ZM91 252H92V251H91ZM177 252H179V253L177 254ZM227 253H228V252H227ZM227 253H226V254H227ZM221 254H222V253H221ZM224 254H225V253H224ZM63 255H64V254H63ZM219 255H220V253H219ZM221 256L223 257V255H221ZM255 256H254L253 259H256ZM122 258H123V257H122ZM124 258H125V257H124ZM124 258H123V259H124ZM171 258H172V257H171ZM175 258H174V259H175ZM232 258H233V257H232ZM225 260H226V258H225ZM124 261H125V260H124ZM226 261H227V260H226ZM95 262H97V260H96ZM123 263H124V262H123ZM173 263H174V262L172 261V264H173ZM230 263H231V262H230ZM262 264H263V263H262Z\"/></svg>",
  "mask_w": 264,
  "mask_h": 264
},
{
  "label": "clouds",
  "instance_id": "3",
  "mask_svg": "<svg viewBox=\"0 0 264 264\" xmlns=\"http://www.w3.org/2000/svg\"><path fill=\"white\" fill-rule=\"evenodd\" d=\"M82 38L74 33H69L68 39ZM59 67L54 58L51 67V73L55 76L59 72ZM4 76L0 71V137L11 143L27 127V120L21 116L26 107L27 98L24 94L26 84L22 85L17 93L9 100L6 99L3 87ZM248 133L264 134V112H252L244 121H233L227 125L216 137L209 143L207 150L215 152L226 148L236 139L241 138ZM11 189L22 206H26L37 195L35 187L28 183L24 186L11 184ZM181 240L178 236L172 237L154 252L144 257L143 264H168L172 253L180 246Z\"/></svg>",
  "mask_w": 264,
  "mask_h": 264
}]
</instances>
